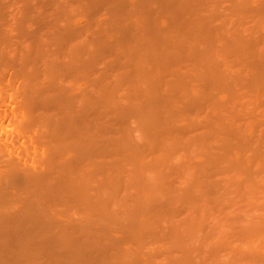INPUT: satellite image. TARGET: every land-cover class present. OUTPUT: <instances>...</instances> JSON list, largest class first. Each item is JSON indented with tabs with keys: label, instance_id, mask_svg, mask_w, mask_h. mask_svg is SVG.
<instances>
[{
	"label": "rangeland",
	"instance_id": "374dc122",
	"mask_svg": "<svg viewBox=\"0 0 264 264\" xmlns=\"http://www.w3.org/2000/svg\"><path fill=\"white\" fill-rule=\"evenodd\" d=\"M101 1V0H100ZM99 1V2H100ZM112 1H115V0H112ZM111 1V2H112ZM118 1V0H117ZM116 1V2H117ZM123 1V2H122ZM122 1H119V3H116V2H113V3H111V4H108L107 5V3H105L106 1H101V2H104V3H102V5L100 4V3H96V4H92V2H90L89 0H0V3L2 2V3H4V4H2L1 3V5H0V52H1V54H0V64L2 65V66H0V85H2V87L4 86V89L5 88H8V87H6L8 84H10L11 86L13 85H16V87L18 86V88H19V86H20V90H23L24 89V93L23 94H26V95H28L29 94V92H31L32 90H34V88L33 87H30L31 88V91L28 89V83L27 82H29L28 81V76H26L27 78H26V80L27 81H25L24 80V78H23V76H24V74H23V72H22V67L24 66L25 67V73H26V75H27V73L29 72L30 73V75H35V73L37 74V73H39L40 74V76H41V73L43 72V71H45L46 72V70L47 69H49V68H47V69H45V70H43L44 69V67L43 66H46V64L44 65V60L43 59H46L45 60V63H47V60H50L51 61V65H52V60L54 61V59H55V61H59L60 63H62V62H65V63H63L64 65L66 64L67 65V61H68V63H70V59L68 58L69 56L70 57H72L71 56V54H73V51L80 45V44H84V47L86 48L87 46H89L90 44H92L91 42H93V43H95V46L97 47L98 46V41H99V37H101V40H104V39H102L103 37H104V35H105V41L107 40L108 42H111V43H108V42H104L105 44H106V46H104V44H103V41L102 42H100V44H99V46H100V48H98V50L96 49V48H94L93 50H90L91 49V46H94L93 44L91 45V46H89L88 47V50H89V54L92 52V51H98V53H99V51H100V53L102 52V54H103V56L101 55V54H99V55H101L102 57H98L99 55H98V53L97 52H95V53H97V56L95 57V53H94V55L91 53V55H92V59H94V61L92 60V66H89L90 67V69L92 68V69H94L93 68V66H95V68L98 66V68H96V71H97V75H95L96 73V71H91V72H94V75H93V73H92V75L95 77L94 78V80H93V77H91L92 75H91V72L89 73L88 72V70L90 71V69H89V67L87 66L86 67V65H88L89 64V62L88 61H91V57L89 56V58H88V52H87V50H86V52H87V57L84 55L85 53L84 52H79V53H83V55L81 56V58H79L80 59V61H79V59L77 60V62H76V60H74V63H76L75 64V66H73L72 65V63H70L71 65H72V67H70L69 65H67V66H65L66 68H64V69H62L63 67H64V65L63 64H61V66H60V68L58 67L59 66V64L57 63V62H55V64H58L57 66L55 65V64H53V66L51 67L52 69H53V67H54V69L52 70L51 69V72L48 70L47 72H50L49 74H47V73H45V72H43L42 73V75H43V77L42 78H40V76H39V78L41 79L40 80V83H42V85L38 88V85H39V82H36V83H38L36 86V88L35 89H40V90H42V92L44 91V88H48L49 90H52V89H54L56 86H60V84H62L61 86L63 87H65V88H72V87H77L76 89L77 90H75V88H72V89H74L75 91L74 92H71L72 94H74V97H75V95L77 94V91L78 90H80V85H82V86H85V85H87L88 87H86V88H81V89H83L84 90V92L83 93H90L92 96H96V97H98L97 96V93H98V95H99V97H98V99H100V94L103 92L104 94H105V92H113L114 93V99H115V103L116 104H119V103H121V105H116L114 102V104H115V106L116 107H114L113 105H111L112 107H114L113 108V110L114 109H117V110H115V112H116V114H115V112H114V114L113 115H110V116H108L109 114H107L106 116H108L107 118H103V114H102V111H101V118H103L104 120L106 119H108L107 121L105 120V123H108L107 125H108V127H106L105 128V125H104V123H103V126H102V124L100 125L98 122H97V124H99L100 125V127L102 126V128H105V129H103L104 131H105V133H106V129L107 128H110V130L113 132L112 134V137H110L111 138V140H109L110 138L108 137H106L108 140H109V144H110V141L112 142L111 144H112V147L114 148L116 145H117V142H118V144L120 145H122V147L121 146H119V148L117 149V147H115L116 149H117V151H119V149H120V147L123 149L124 147V145L122 144L123 143V137L125 138L126 137V135H125V132H124V130L125 129H127V132L128 133H130V136L132 137V140L131 141H133V140H135V141H133V143L132 144H135V146L137 145L138 147H142V150H140V152L142 153V151H144V150H146L147 148H146V145H149L147 142H146V139L148 138L149 139V136L145 139V137H144V135L142 134L143 132H142V130H141V124L140 123H142V125L145 127H147V126H151L150 127V129L151 128H153V126H152V124H154V126H157V122H158V120L156 121V120H154V119H158V118H161V119H163V118H165L166 120H167V118H166V116L169 114V113H171V117H175V118H173V122H174V119H175V121L177 122V124H176V126L173 128L172 127V129H173V132L174 133H172L173 134V136L175 135V137L174 138H177V137H180L181 139L183 138V141L182 142H186L187 143V146H189L188 148H187V146H185L186 147V149H183L182 147L181 148H178V147H176V149L174 148V147H172V143L171 142H169V141H171L170 139H169V137H168V141H165V142H169L170 143V145H171V149L169 148L168 149V147H166L167 148V153L165 154L166 156V158H167V154H169V156L171 157V160L169 159L168 160V158H167V160H166V158L164 157V156H160V152H161V149L159 148V150H160V152H159V158H158V156L156 155L157 154V152H156V150L158 149V147H155V146H158L159 145V143L158 142H156L158 145H155L154 147L152 146V148L155 150V148H156V150H155V152H156V154H155V156H157V158H158V160H156L155 159V161H154V159L151 161L150 160V158H149V156H151V153L152 152H154V151H152L153 149L151 148V147H149V148H151V149H149V152H151L150 153V155H148V153H147V156L144 154V153H142L143 155H145L146 157L145 158H149V162H148V164H150L149 165V167H147L146 166V170H148V169H150L152 166H155V168H157V169H153V167H152V169H153V171L155 172V170H156V173H158V175H160L159 174V170H160V173L163 171V168H164V174H169V175H167V176H169V178H166L167 179V181H168V179H169V181L171 180L172 182L169 184V185H167V183H165V181L163 180V182L167 185V186H165V184H163V186L165 187V188H167L166 190H165V188L164 187H162L161 185L159 186V184H160V182H162V180L161 181H159L158 182V180H159V176L156 174V176H158V179H157V177L155 176V174H153L150 170H148V171H146V173L145 172H143V173H145V174H140L139 176H143V175H145V177H149V179H148V177L147 178H145V177H143V179H140V181H141V183H139L140 185L142 184V188H138V186L137 187H133V185H131V186H129V185H126V186H129V188L127 189V191H129V194H127L126 196H125V193H126V191H125V189L126 188H124L123 186V183L125 184V182L123 181V183H122V185H120L121 184V180H122V177L124 176V175H122V174H125L126 172L125 171H127V173H126V178L125 179H127L128 181L127 182H130L129 181V179H130V176L132 175L133 176V174H131V171H133V170H131V171H129L130 169H131V165H132V162L130 161V163H129V161H128V164H127V166H126V164L125 163H127V162H124V163H122V162H120L119 164H120V166H122L120 169H119V164H118V169L121 171L122 170V172H121V180H120V174H118V173H120V171L118 170V172L117 173H115V176H113L112 174V180H113V182L115 183H113V182H111V183H113V186H116V190H114V193L113 194H115V191L117 192V190H119L118 188H120V186H122V188H120L121 190H119L120 192H119V196L117 197L116 195V199H114V198H111V197H109V198H107L108 196H110V194L108 193V191H107V193L109 194H105V193H103L101 196H99L100 198H101V200H100V198H96L97 196H98V194H97V191H99V189L97 190V188H96V195L94 196V199L91 197V195L89 196L90 197V201L92 200V203L89 201V203H91V206H93V203H94V206L93 207H91V208H93V209H96V210H94V213L91 211V213H93V214H97V215H99L100 216V219L102 218V220L100 221V220H98L99 219V216H98V218H97V220H98V222H96L95 220H93V219H95V217L94 216H92L93 218H92V220L94 221V223H96V224H93L92 222H91V224H93L94 226H91V224L89 225L90 227H91V229L89 228V227H87L88 228V230H87V228H86V231H85V233L83 234V233H81V230H79L80 232L78 233V230L75 232V233H73L72 232V234H71V231H69V233H70V235H69V233H68V236H66L67 234H66V232H65V235H63L62 236V234H61V236H62V238L61 239H63L64 238V236H66V241H63V240H61V239H59L58 237H60V235L56 238V234H55V232L54 231H50V233L52 232L53 234H54V236L53 235H51L50 233V239H47V236L49 235H47V236H45L46 237V239H45V237H44V232H48V230H46V229H44L43 228V230L41 231L40 230V228L38 227V230L37 231H31L32 232V234H31V232H30V230L29 229H27V230H29V232L28 233H25L24 234V232H22L20 229V232H19V230H18V232H16L15 233V235L14 234H9V233H12V231L13 230H15V229H13L11 232H9V231H7V232H9L8 234H9V237H10V235L12 236V237H14L13 239H12V243H16V244H14V245H12L11 243H10V241H11V239H10V241H9V237H5L4 236V234H3V236L1 235V233H3L2 231L0 232V236H2V237H0L1 239H0V250H1V252H0V260L1 259H3V260H1L0 262V264H18V263H20L19 261H21V263L20 264H24L23 263V261H24V259H25V256H26V259H25V263L27 262V261H29V263L27 262L26 264H45V263H49V264H71V262L69 263V262H67V261H65V258L66 259H72L74 262H73V264L74 263H76V264H78V262H79V264H82V261H88V259H89V262H90V258L92 257V253L94 254V256H96L97 255V253H99V256L97 255L96 257H97V261L98 262H100V263H97V261H96V257L94 258V257H92V260H94V261H92V263L94 262H96L97 264H264V81H263V84H256L257 83V81H256V78H255V74H257V71L255 70L256 69V67H255V69L254 70H252V72L253 71H255V74H253L252 72H251V69L254 67V66H256V65H259V64H264L263 63V59H264V0H161L160 2L159 1H157V0H147V3H146V1L144 2L145 4H146V6H143V0H141L140 2H142V3H140L139 2V0H122ZM237 1H238V3H237ZM125 2V3H124ZM154 2V3H153ZM164 2V3H163ZM240 2H241V4H240ZM116 3V4H115ZM138 3V5H136ZM142 5L141 7L142 8H140L142 11H144L145 13H142L140 10L139 11H137L139 8H138V6L140 5V4ZM152 3L154 4V5H152ZM156 3H157V5H156ZM160 3V4H159ZM161 3H163V4H165V3H168V4H166V6L168 7V10H167V7H165V10H164V6L163 7H161V5H163V4H161ZM232 3H234V4H232ZM99 4V5H98ZM107 5V7H103V6H105V5ZM118 4H121V6L120 5H118ZM122 4H125L126 6L125 7H127V5H128V7L130 8L129 10H132V8H134L133 9V12L134 13H132V11H128L127 10V8H125V7H122V6H124V5H122ZM109 5H112V6H109ZM114 5V6H113ZM233 5H235L234 6V8H235V10H234V8H233ZM3 6H4V8H3ZM117 8H116V7ZM120 6V7H119ZM170 6V7H169ZM177 6H182V7H179V8H177ZM122 8V9H124L123 11H122V9H119V8ZM144 7H146V9L150 12V13H155L156 12V10H158L155 14H154V16H153V14H150V13H148V11H145L146 9H144ZM151 7H153V8H151ZM172 7H173V9H172ZM174 7H176V8H174ZM183 7H184V9H183ZM159 8V9H158ZM240 8V9H239ZM244 8V9H243ZM3 9V10H2ZM151 9H152V11H151ZM169 9H170V11H169ZM178 9V10H177ZM242 9V10H241ZM119 10H121L122 12H124V11H128V13L126 14V12L125 13H122L121 11L119 12ZM135 10V11H134ZM155 10V11H154ZM161 10V11H160ZM176 10V11H175ZM180 10V11H179ZM182 10H184L183 12H181ZM185 10H187V11H185ZM191 10H192V12H191ZM2 11V12H1ZM137 11V12H136ZM168 11V12H167ZM174 11H175V13H174ZM180 13H179V12ZM189 11V12H188ZM194 11V12H193ZM141 13L140 14V16H138L139 15V13ZM161 13V14H159V17H158V14L157 13ZM169 13L168 15H166L167 13ZM176 12H178V13H176ZM119 13H121L120 15H119ZM130 13V17H129V14ZM138 15H137V14ZM146 13H147V15H146ZM166 13V14H165ZM173 13H174V15H175V17L173 16ZM193 13V14H192ZM124 14H126L125 16H127L126 18L127 19H125L124 18ZM134 16H133V15ZM144 15V17H142L143 15ZM162 14H165V15H162ZM170 14H172V16L170 15ZM180 14V16H178ZM118 15V16H117ZM122 15V17H120ZM146 15V16H145ZM150 15V16H149ZM152 15V16H151ZM155 15H157V17H155ZM170 15V16H169ZM133 16V17H132ZM161 16V17H160ZM163 16V17H162ZM166 16V19L164 18ZM118 17H120V19L118 20ZM134 17H136V18H134ZM148 17V18H147ZM152 18V19H154V20H152V19H149V18ZM155 17V18H154ZM167 17H169V18H167ZM176 17H178V19H176ZM123 18V19H122ZM131 18V19H130ZM144 18V19H143ZM157 18V22H156V24L155 25H153L154 23H155V19ZM190 18H194V19H190ZM109 19H111V20H109ZM114 19V20H113ZM125 19V22H127V23H125L123 20ZM132 19L133 20H136L137 19V21H133V22H135L134 24L132 23ZM138 19H139V23H136V22H138ZM149 19V20H148ZM159 19H160V21H159ZM109 21V22H107V21ZM116 20V21H115ZM144 20H146V21H144ZM150 20H152V22H153V24L151 25V22H149ZM162 20V21H161ZM175 20H178V22H176ZM191 20V21H190ZM195 20V24L197 23L198 24V26L199 27H202V28H204L205 27V30H207L206 32H208V34H210V33H212V35H208L207 34V37L208 36H212V37H222V36H225V37H228V35L229 34H234V33H239L240 32V34H241V32H242V35H243V38H244V40H245V44L247 43V45L250 47V48H252L253 50H254V48L256 49V50H254V51H256L255 52V55H253L252 53V55H251V57L253 58H250V59H248L247 58V60L244 58V57H242L241 56V54L243 53V51L241 52V54L239 53V52H235L234 50H236L235 48H234V46L233 47H230L229 46V44L227 43V46H226V48L228 49H226L227 51H228V56L229 57H227V55L225 54V55H223L224 54V52L222 53V51L224 50V45H223V47H222V42L221 41H216V44H214V46L216 47V49H219L218 51L219 52H221L220 54H218V55H220V57L221 58H219V57H215L214 59L212 58V55H211V62H213V63H211L212 65H214L216 68H217V66H218V68L219 69H217V70H219L220 71V66H221V69H222V67H223V71H224V73L223 74H221L222 73V71H220L221 73V75H220V77L221 78H219V71H217L216 73H218V77H216V78H213V80L211 79L210 80V83L212 82V84L214 83L215 84V88H214V85L212 86V88H208L207 89V87H210V85H205L206 83V78H208V77H210L208 74H207V72H206V75H205V68H203V69H200V67H198V66H200V65H197V67H198V71L200 70H202L201 71V73H203L202 75H203V78H199L198 80L199 81H197V83H195V84H192L193 82H190V80L192 81L193 79H191V78H196L197 76H199V73H198V75L196 74V72H197V69L195 70V72L193 71L192 73H191V71H187L188 70V65L189 64H186V63H188V62H184V61H187V59H188V61L190 60L188 57H186V60H185V58H184V60L183 59H181L182 57H180V62H178V58H177V54H178V48L180 49L182 46L181 45H183V44H179L178 45V42H177V44H176V41H177V39H179V36L184 32V35H182V36H184L185 37V34H186V39H187V41H188V39L189 38H191V37H187L188 35H195L196 37H197V39L199 40L200 38H199V36H198V34H195L197 31H195L196 30V25L195 24H193V22L192 21H194ZM106 21V22H105ZM115 21L116 22V24H115V22L113 23V22ZM122 21V22H121ZM131 21V22H130ZM173 21H175L174 23H173ZM203 21V22H202ZM113 23V24H111V23ZM117 22H119V23H117ZM121 22V23H120ZM123 22L125 23V25H122L123 24ZM130 22V23H129ZM160 22V23H159ZM190 22V24L192 23L193 24V27L192 28H195V29H193L192 30V28H189V27H187V26H192V24L191 25H189L188 23ZM204 22H206V23H208V25L207 26H205L203 23ZM73 23V24H72ZM107 23V24H106ZM108 23H110V24H108ZM149 23V24H148ZM158 23V24H157ZM173 23V24H172ZM177 23V24H176ZM181 23V24H180ZM205 23V24H206ZM69 25L68 27H70V28H65L64 27V29H63V26L65 25V26H67V25ZM105 24H106V26L107 27H105ZM121 24V25H120ZM126 24H128V25H126ZM130 24V25H129ZM145 24H147V25H145ZM185 24V25H184ZM53 25H57V28H60L59 30H57L58 31V34H55L56 33V31H55V28H56V26H55V28H54V26ZM113 25V28L111 27V26ZM137 25H140V27L139 26H137ZM150 25V26H149ZM174 25H175V27H174ZM179 25H181L182 27H178ZM184 25V26H183ZM195 25V26H194ZM202 25V26H201ZM203 25H204V27H203ZM115 26L117 27V29L115 28ZM120 26H122L121 28H120ZM125 26H127L128 27V29H129V31L128 32H132V29H134L135 31L134 32H136V33H138V35H140L139 36V38H140V40H144V38L146 39V40H144L145 41V43L143 42V40H142V44L144 43V45H140V47H143V49L145 48V46L147 45V43L149 44L150 43V41H152V40H150L151 39V37L153 36V32H152V30H153V26H158V28L159 29H164V31H166L165 33H163L162 31H163V29L161 30V31H159L158 30V32H161L159 35H162V34H164V36H166V37H161V42L160 41H158V42H160V43H162V44H164V43H166V44H164V47H163V45L162 44H158V43H156L155 44V42L154 43H150V45H152L153 46V48L154 49H151L152 48V46H150V51L151 52H153L154 53V51H156L157 50V52H160L159 50H161V48L163 49H165V47H166V45H168L169 47H166V49L167 50H174V54H173V51H171V54H172V56H171V54H169V52L167 51V50H163V51H166V52H164L163 53V51L161 50V53H162V55H166L168 58H170V56H171V58L174 60V62H175V60H176V63H180V67L182 66V68H178V75H177V70H175L176 72H175V74L177 75H175L174 74V72H173V70H171V69H166V70H170L169 72L172 74V72H173V74L171 75L169 72H168V74H166L167 72L165 71V68H164V71L166 72V73H164V74H166V75H164L163 74V72H160V70L159 71H155L154 72V70L153 69H149L148 67V65L147 64H145L144 65V67L145 68H143L142 67V69H140V70H142L141 71V74H140V70L138 71V72H136V74H135V71L133 72V73H131L130 71H128L127 69H122L123 67H125V65H127V60H130L131 58H132V56H135V54H136V52H133L134 50H135V48H136V46H135V48H132V49H129V50H127L128 52H124V53H120L121 54V57H119L118 58V56H119V53H118V55L115 53V52H117V51H115V49H113L112 51L110 50V49H112V47H114L115 48V46H117L118 48H120V46L122 45V43L124 42L123 41V39L121 40V39H118L119 37L120 38H122L121 36V34L123 33V34H125V32H127V31H122V30H124V27ZM142 26H144V27H142ZM146 26H148V27H146ZM79 27H81V28H83V30L81 29V28H79ZM105 27V28H104ZM108 27H110V29H111V31L110 30H106ZM118 27H119V30H118ZM127 27L125 28V30H128L127 29ZM132 27V29H130ZM172 27V30L174 31H172L170 28ZM174 27V28H173ZM184 27H185V29H184ZM207 27V28H206ZM210 27V28H209ZM74 28H76V30L74 29ZM115 28V29H114ZM145 29L144 31L146 32V34H148V35H145L144 34V32H143V29ZM149 28V29H148ZM185 30H183V29ZM186 28H188V29H186ZM209 28V29H208ZM64 30V33H63V31L61 32L60 30ZM72 30V32H73V34H74V32L76 33L77 32V30H78V32L76 33V35L74 34L73 35V38H74V36L77 38V36L80 38L81 36H80V33H81V35L83 34V33H85L83 36L85 37H83V39H86L87 41L86 42H83L84 40H82V38H80V41L78 42V40H76V38L74 39V41L71 39V41H69V42H67L68 40H70L69 38H66L65 40H62V41H60V36H61V33H62V35H64L65 34V32L66 31H68V30ZM109 29V28H108ZM179 29V30H178ZM191 29V30H190ZM199 29H201V28H199ZM213 31H211V30ZM73 30H75V31H73ZM116 30H118V33H119V31L121 32V34L119 33V35H121V36H119L118 35V33H117V31ZM151 30V31H150ZM156 29H154L153 31H155ZM168 30V31H167ZM204 30V29H203ZM59 31L61 32V33H59ZM110 31V32H109ZM115 31V32H114ZM147 31H149V32H147ZM177 31V32H176ZM179 31L181 32L182 31V33H179ZM189 31V33H187V32ZM191 31H193V32H191ZM200 31V30H199ZM211 31V32H210ZM106 32V33H105ZM113 32H114V34H113ZM127 32V33H128ZM133 32V33H134ZM195 32V33H194ZM54 33V34H53ZM107 33H110V34H108V35H106ZM117 34V36L118 37H116V34ZM152 33V34H151ZM173 35L172 37H171V34ZM174 33V34H173ZM192 33V34H191ZM203 33H205V32H203ZM113 36H112V35ZM157 33H155L154 35H156ZM206 34V33H205ZM204 34V35H205ZM217 34V35H216ZM219 34H220V36H219ZM60 35V36H59ZM86 35V36H85ZM114 35H115V37H114ZM126 35V34H125ZM158 35V34H157ZM156 35V36H157ZM168 35H169V37H168ZM174 35H175V38H174ZM55 36V37H54ZM88 36V37H87ZM106 36H108V37H106ZM148 37V39L150 40V41H148L147 40V38L146 37ZM155 36V37H156ZM176 36H177V38H176ZM229 36H233V35H229ZM144 37V38H143ZM155 37L153 36V38L155 39ZM211 37V38H212ZM216 37H215V39H216ZM109 40H108V39ZM115 38V39H114ZM165 38V39H164ZM169 38H173V40L172 39H169ZM68 39V40H67ZM98 39V40H97ZM160 39V38H159ZM158 39V40H159ZM163 39V40H162ZM168 39H169V44H167V42H165L166 40L168 41ZM214 39V40H215ZM94 40H95V42H94ZM100 40V41H101ZM112 40H114L113 41V43H112ZM116 40V41H115ZM119 40V41H118ZM125 40V39H124ZM156 40V39H155ZM173 41L172 42V45H171V42L170 41ZM176 40V41H175ZM192 40H193V38H192ZM73 41V42H72ZM75 41H76V43H75ZM120 42V46H118V42ZM148 41V42H147ZM163 41V42H162ZM190 41H191V39H190ZM200 41V40H199ZM197 42L199 45H195L194 44V46H193V48H194V50L195 51H197V50H199L197 53H202V54H204V53H207L206 51H208L207 50V47H208V45H210V44H208L207 45V43H206V47H205V45H203V44H205L204 42L202 43L201 41L200 42ZM208 41V40H207ZM65 42V43H64ZM68 43V45H66L67 43ZM114 42L116 43L115 44V46H114ZM2 43V44H1ZM61 43V44H60ZM86 43H88L89 45H86ZM141 43V42H140ZM174 43V44H173ZM187 43V42H186ZM191 43H192V41H191ZM196 43V42H195ZM213 43V42H212ZM69 44H72V45H69ZM73 44L76 46V44H77V46H76V48H75V46H74V48H73ZM102 44V45H101ZM111 44H112V47H111ZM157 44H158V47H157ZM188 44V43H187ZM193 44V43H192ZM201 44H202V47H201ZM2 45V46H1ZM54 45V46H53ZM57 45H58V48L56 49L57 51H55L54 49L57 47ZM66 45V46H65ZM178 45V46H177ZM189 45V44H188ZM213 45V44H212ZM63 46V47H62ZM68 46H69V48H68ZM83 46V45H82ZM82 46H79V47H82ZM103 46V47H102ZM108 46H109V48H108ZM149 46H147L148 48H149ZM154 46H156V47H154ZM161 46V47H160ZM171 46H173L172 48H171ZM197 46V47H196ZM204 46V47H203ZM251 46H253V47H251ZM65 47V48H64ZM68 49H67V48ZM79 47L77 48V51H79ZM105 47V48H104ZM111 47V48H110ZM116 47V48H117ZM122 47V46H121ZM132 47H133V45H132ZM146 47V48H147ZM178 47V48H177ZM229 47V48H228ZM5 48V49H4ZM39 49V50H41L40 52H38V53H40V60H39V54L37 53V52H35L34 50H36V49ZM41 48V49H40ZM60 48V49H59ZM83 48V47H82ZM108 49V51L106 50V51H103V49L105 50V49ZM117 48V49H118ZM155 48H156V50H155ZM158 48H160V49H158ZM196 48V49H195ZM199 48V49H198ZM200 48H206V50H204V52H203V49H202V52L200 51L201 49ZM221 48H222V50H221ZM34 49V50H33ZM64 49L66 50V51H64ZM87 49V48H86ZM96 49V50H95ZM100 49V50H99ZM101 49H102V51H101ZM137 49V48H136ZM142 49V48H141ZM142 49V56H144V53L146 52V49H144L143 50ZM176 49H177V51H176ZM233 51H232V50ZM251 49V50H252ZM34 51V53H33V51ZM59 50H60V52H59ZM81 50V49H80ZM82 50H84L85 51V49L83 48ZM119 50L120 49H118V52H119ZM148 50V49H147ZM153 50V51H152ZM212 50L214 51L215 49H213L212 48ZM250 49H249V52L251 51ZM36 51H38V50H36ZM62 51V52H61ZM65 53H64V52ZM136 51V50H135ZM145 51V52H144ZM217 50H215V52H216ZM3 52V53H2ZM26 52L27 53H29V52H31V54H32V56H33V61L32 60H30V57H32V56H30L29 57V60L27 59L28 57H24V55L26 56H28V54H26ZM41 52H43V53H41ZM48 52V53H47ZM57 52H59V53H57ZM113 52L115 53V54H113ZM129 52L131 53H133V55L131 56L130 54H129ZM208 52H210V50L208 51ZM231 52H234L235 54H233V53H231ZM252 52V51H251ZM35 53H37V55L35 54ZM63 53V54H62ZM105 53V54H104ZM135 53V54H134ZM147 53H149L150 54V52H149V50L147 51ZM30 54V53H29ZM35 54V55H34ZM67 54V57L66 56H64V55H66ZM123 54V55H122ZM152 54V53H151ZM168 54V55H167ZM240 54V55H239ZM46 56V58H44L45 56ZM59 55V57H60V55L62 56L63 55V57L64 58H62V57H60V59L58 58L57 59V56ZM127 55H128V57H127ZM238 55V56H237ZM259 56L258 57V59H257V56ZM42 56H43V58H42ZM105 56V57H104ZM181 56H183V55H181ZM254 56H255V58H254ZM84 57V58H83ZM87 58V60L88 61H86V63L87 64H85V60H86V58ZM123 57V58H122ZM175 57V58H174ZM198 57V56H197ZM200 57H201V55H200ZM200 57H198L199 59H200ZM54 58V59H53ZM84 60H83V59ZM126 58V59H125ZM195 58V57H194ZM244 58V59H243ZM35 59V60H34ZM52 59V60H51ZM61 59H62V61H61ZM63 59H68V60H63ZM114 59V60H113ZM121 59V60H120ZM208 59V58H207ZM213 59V60H212ZM223 61H222V60ZM25 60H27V62L25 61ZM39 60V61H38ZM42 60V62H40ZM111 60V61H110ZM220 60V61H219ZM252 60H254V61H252ZM257 60V61H256ZM261 60V61H260ZM50 61H48V63H47V65L50 63ZM79 61V62H78ZM83 63H82V62ZM106 61H107V63H106ZM108 61L109 62H111V64H113V61H115V66H111L110 67V63L108 64ZM118 61V62H117ZM192 61V60H191ZM191 61H190V63H191ZM198 61V60H197ZM195 62V60H193V62L194 63H197V64H199L198 62ZM208 61V60H207ZM252 61V62H251ZM258 61H260V62H258ZM31 63V65H30V63ZM40 62V63H39ZM53 62V63H54ZM81 62V63H80ZM123 62V63H122ZM183 62V65H181V63ZM249 62H250V64H249ZM258 62V63H257ZM24 63H25V65H24ZM43 65H42V64ZM80 63V64H79ZM106 63V64H105ZM126 63V64H125ZM209 63V62H208ZM255 63H256V65H255ZM6 66H5V65ZM34 64V65H33ZM39 64V65H38ZM79 65V66H76V65ZM99 64V65H98ZM108 64V65H107ZM124 64V65H123ZM174 65H175V63H173ZM178 64H176L177 66L176 67H178ZM191 64H193V63H191ZM252 64V65H251ZM28 67H27V66ZM33 65V67L36 65V66H38V67H34L36 70H38V72L33 68V67H30V66H32ZM50 65V64H49ZM48 65V66H49ZM56 67H55V66ZM62 65H63V67H62ZM83 65V67H81ZM109 67V69L112 71L113 70V72L112 73H110V70L108 69V67ZM196 65V64H195ZM220 65V66H219ZM20 66V67H19ZM47 66V67H48ZM69 66V67H68ZM194 65H192L191 67H193ZM43 67V68H42ZM116 67H118V69L116 68ZM121 67V68H120ZM186 67V68H185ZM191 67H189L190 69H191ZM197 67H195V68H197ZM211 67V66H210ZM252 67V68H251ZM22 68V69H21ZM28 70H27V69ZM40 68H42V69H40ZM46 68V67H45ZM55 68H57L58 70H59V72L61 73H58V70L57 69H55ZM67 68H70V69H68V70H66ZM106 68H107V71H106V73H108L109 72V74H111V76L113 75V80H112V78L110 77V75L108 76V74L106 75L105 73H103V72H105V70H106ZM112 68V69H111ZM147 68V69H146ZM212 68V67H211ZM18 69H20V71L21 72H19V70ZM30 69H34L33 70V72L34 73H32L31 72V70ZM98 69V70H97ZM117 70L116 72L120 75V77L118 76V74L114 71V70ZM144 69V70H143ZM177 69V68H176ZM182 71H181V70ZM43 70V71H42ZM54 70H56V71H54ZM62 70V71H61ZM102 70H103V72H102ZM124 70V71H123ZM147 70V71H146ZM192 70V69H191ZM212 70V69H211ZM262 70H264V69H262ZM18 71V72H17ZM53 71H54V73H55V75H52L53 74ZM100 71V72H99ZM149 71L150 72H152L151 74L153 75V76H151V74L149 73ZM187 71V72H186ZM199 71V72H200ZM16 72H17V74L20 76V75H22L21 77H19V76H17V74H16ZM41 72V73H40ZM84 72H86V73H84ZM102 72V73H101ZM123 72V74H121ZM130 72V73H129ZM142 72H145V74H143ZM158 72H159V74H158ZM184 72V74H185V76H183V73ZM209 73H210V71H208ZM6 73V75L4 76V78L6 79H2V77H3V74H5ZM73 73H76V75L75 74H73ZM89 73V74H88ZM99 73V74H98ZM101 73V74H100ZM125 73V74H124ZM146 73L148 74V75H146ZM162 73V74H161ZM187 73H190L189 75L187 74ZM214 73V72H213ZM15 74H16V76H17V78H15L16 76H15ZM38 74V75H39ZM44 74H46V75H44ZM69 74V75H68ZM87 74V75H86ZM104 74V75H103ZM130 74H135V75H137V74H140L142 77H145V76H143V75H146V77H147V80H146V78L145 79H141L140 80V78H141V76H138V78L137 77H135V75L134 76H131ZM154 74H156V75H154ZM180 74H181V76H180ZM192 74V76H190ZM194 74H196V77L194 76ZM258 74H260V73H258ZM10 75H13V76H11V77H9ZM29 75V74H28ZM37 75V76H38ZM50 77H49V76ZM60 75H64L65 77H67V78H65L64 76V78H62ZM66 75H68V76H66ZM107 77H106V76ZM123 75V76H122ZM124 75H125V77H124ZM158 75H160V76H158ZM162 75V76H161ZM167 75H168V77H167ZM201 75V74H200ZM261 75V74H260ZM7 76V77H6ZM45 76V77H44ZM47 76V77H46ZM53 76L54 77H56V80L57 81H61V80H63L64 79V82L63 81H61V82H57L56 80H54L55 78H53ZM58 76H60V77H58ZM71 76H73L74 78H78L79 77V79H75V81H74V78H73V81H71L70 79V77ZM86 76H89V78L88 77H86ZM114 76H116V77H114ZM118 76V77H117ZM128 78H127V77ZM169 76H171V77H169ZM173 76V77H172ZM179 76V77H178ZM226 77V79L224 78L223 79V77ZM259 76V75H258ZM32 77V79H33V77L34 76H31ZM57 77H58V79H57ZM106 77V78H105ZM134 77H135V79H134ZM160 77V78H159ZM162 77V78H161ZM164 77V78H163ZM179 78V79H181L182 80V78H183V80H186L187 82V84L188 83H191L192 85H193V89H191L192 88V85L190 84V87H188V88H190L189 90H188V92L190 93L191 92V94L194 92V96L195 97H192V98H197L196 100L194 99V100H192V98H191V96L192 95H190V96H187L186 94H185V92H186V90H187V88H186V86L187 85H185L184 87L186 88V90H185V92L183 91L182 92V94H176V93H173L172 91H170V86L172 87V85H174L173 83L175 82H177L178 80L176 79V78ZM182 77V78H181ZM191 77V78H190ZM257 77V76H256ZM260 77H262V75L260 76ZM263 77H264V75H263ZM263 77H262V79H263ZM11 78H12V80L14 79V81H15V79H16V81H15V83L13 82V81H11ZM20 78H22L23 80H24V83L26 82V84H24L22 81H21V79ZM36 79H37V77H35ZM39 78L37 79V80H39ZM69 78V79H68ZM86 78L88 79V80H86ZM107 78H109V81H108V79ZM154 78V79H153ZM174 78V79H173ZM185 78V79H184ZM190 78V79H189ZM259 78V77H258ZM30 80H31V78H29ZM35 79V80H36ZM61 79V80H60ZM65 79H67L68 81L70 80L71 82H72V84H73V82H74V84L73 85H75V83H76V85L75 86H72V84H71V82H68V81H65ZM98 79H100V80H98ZM121 79V80H120ZM122 79L124 80V81H122ZM128 80V81H126V80ZM131 79H134V80H136V81H134V80H131ZM150 79H153V80H150ZM162 79V80H161ZM172 79V80H171ZM216 79V80H215ZM234 79V80H233ZM1 80H3V82H4V84H3V82L1 81ZM10 82H9V81ZM36 80V81H37ZM43 80V81H42ZM56 81V83H58V85H56L55 83H54V81ZM120 80V84H121V81H122V83H123V85L121 84V88H122V91H120L119 89H121V88H117V87H115V91L116 92H114V84H113V82L116 84V86H118L119 87V83H118V85H117V82ZM150 80V81H149ZM163 80H164V82H163ZM173 80H177V81H174L173 82ZM182 80V81H183ZM260 80V79H259ZM42 81V82H41ZM87 81H90V82H87ZM93 81V82H92ZM95 81H96V83L97 82H99L100 84H98V86H99V88L101 87L102 89H99V88H96V87H98V86H96V83H95ZM107 81V82H106ZM132 81H133V83L135 82L136 84H133L132 83ZM139 81H141V82H139ZM148 83H147V82ZM157 81V82H156ZM194 82H196L195 80H193ZM216 81V82H215ZM225 81H228V82H225ZM234 82V84H233V82ZM7 82V83H6ZM19 82H21V83H19ZM30 82H35L34 80L33 81H30ZM29 82V83H30ZM63 82V83H62ZM112 82V84H113V87L112 86H110L111 83ZM126 82L129 84V85H127L126 84ZM144 82H145V84H146V88H143V85H145L144 84ZM160 82V83H159ZM163 82V84L164 83H166L168 86H166V84H164L165 85V87H164V85L163 84H161ZM178 82H180V81H178ZM229 82H232V84H233V88L231 89V90H229L227 87H228V85L230 84ZM2 83V84H1ZM13 83V84H12ZM19 83V84H18ZM60 83V84H59ZM79 83V84H78ZM88 83V84H87ZM95 83V84H94ZM109 85H108V84ZM153 83V84H152ZM171 83V84H170ZM208 83H209V78H208ZM227 83H229V84H227ZM259 83V82H258ZM21 84V85H20ZM53 84V85H52ZM64 84V85H63ZM92 84V85H91ZM139 84H140V87L141 88H143V90H141V88L139 87ZM143 84V85H142ZM185 84V83H184ZM225 84V89H223L224 88V86L223 85ZM23 85L25 86V87H23ZM34 85V86H35ZM52 85V86H51ZM56 85V86H55ZM133 85H134V87H136V89L133 87ZM155 85H157V87H159L158 88V90L160 91H158L156 88V86ZM159 85H162V87H164V90H163V88L161 87V86H159ZM170 85V86H169ZM183 85V84H182ZM181 85V86H182ZM31 86H33L32 84H31ZM54 86V87H53ZM90 86V87H89ZM129 86H132V87H129ZM148 86H150V87H148ZM155 88V91H154V89L152 88ZM175 87L174 88H177V91H179L178 90V87H176V85H174ZM189 86V85H188ZM196 86V87H195ZM223 86V88H221ZM52 87V88H51ZM62 87L60 88V89H62ZM63 87V88H64ZM79 87V88H78ZM92 87H93V89H92ZM111 87H112V89H111ZM127 87H129V89L127 88ZM139 87V88H138ZM229 87H230V85H229ZM33 88V89H32ZM47 88H46V90H47ZM51 88V89H50ZM57 88H59V87H57ZM170 88V89H169ZM173 88V87H172ZM0 89H1V86H0ZM3 89V88H2ZM9 89V88H8ZM59 89V90H60ZM66 89V90H67ZM96 90V91H93V90ZM117 89V90H116ZM124 89V90H123ZM127 89V90H126ZM134 89V90H133ZM138 89H139V91H141V92H139L138 91ZM149 89V90H148ZM153 91H152V90ZM56 90V88L54 89V91ZM59 90H58V92H59ZM65 90V91H66ZM100 90L102 91L101 93H100ZM136 90V91H135ZM163 90V91H162ZM173 90V89H172ZM193 92H192V91ZM6 89H5V93H6ZM9 91H11V90H9ZM8 91V92H9ZM17 91V94L18 93H20V94H22L21 92H19L18 90H16ZM37 91V90H36ZM65 91H63L62 90V95H59L60 93H58V95L59 96H62V97H65L67 94H66V92ZM71 91V90H70ZM118 91V92H117ZM148 91V92H147ZM153 92V94H152V92ZM176 91V92H177ZM211 93H210V92ZM7 92V93H8ZM14 93V91L12 90L11 92H10V94L11 93ZM34 93H35V91H33ZM41 92V91H40ZM53 92V91H52ZM57 92V91H56ZM68 92H69V90H68ZM134 92V93H133ZM148 95L149 93H151L152 95L150 96H147L145 93ZM170 92H172L173 94H171ZM187 92V93H188ZM6 93V94H7ZM48 93H51V92H49L48 91ZM70 93V92H69ZM70 93V94H71ZM133 93V94H132ZM135 93H140L139 95L141 96H137V99L136 100H138L139 99V101H136V100H132V99H134V94ZM144 95H143V94ZM161 93V94H160ZM168 93H170V94H168ZM178 93V92H177ZM10 94H8V95H4V96H6L5 97V101H4V103L5 102H11L10 100H11V95ZM14 94H16V93H14ZM44 95H45V93H43ZM46 94H47V92H46ZM66 94V95H65ZM69 95V96H73V95ZM102 95V100H104V98H103V96H105V95ZM116 94V95H115ZM117 94L119 95V97L117 96ZM166 95V96H164V95ZM185 94V95H184ZM26 95L24 96V97H26ZM30 96L32 95V94H29ZM39 96V93H35L34 94V97L36 96V97H38ZM41 95V94H40ZM79 96H80V94H78ZM157 95V96H156ZM169 95H171V96H169ZM189 95V94H188ZM8 96V97H7ZM15 96V95H14ZM23 96V95H22ZM21 95L20 96H17V98L18 97H22ZM29 96V97H30ZM42 96V95H41ZM47 96V95H46ZM50 96V95H49ZM52 96V95H51ZM51 96H50V98H51ZM53 96H54V94H53ZM52 96V97H53ZM94 96V97H95ZM153 96H154V98H153ZM160 96V97H159ZM213 96V97H212ZM10 97V98H9ZM16 97V96H15ZM14 97V98H15ZM28 97V96H27ZM55 97V96H54ZM140 97V98H139ZM143 97H144V99H143ZM156 97H159V99L158 98H156ZM161 97H163V98H161ZM9 98V99H8ZM17 98H16V100L15 99H13V101L12 102H14L15 103V101H16V103H17ZM20 98H18V102H19V105H16V106H18V108H19V106H20ZM39 98V97H38ZM120 98V100H118V99ZM122 98V99H121ZM131 98V99H130ZM142 98V100H140ZM146 98H148V99H150V100H147ZM152 98V99H151ZM4 99V98H3ZM7 99V100H6ZM105 99H106V97H105ZM130 99V100H129ZM147 100L148 102H149V104L145 101L144 102V100ZM161 100L162 102H158L157 103V101L158 100ZM163 99H166V100H163ZM15 100V101H14ZM51 100H53V98H51ZM101 100V99H100ZM132 100V101H131ZM155 101V103L153 104V102ZM2 101V100H1ZM0 101V102H1ZM118 101H121V102H118ZM131 101V102H130ZM142 101V102H141ZM12 102L11 103H9V105H8V108L11 110L12 109V106L14 105V104H12ZM101 102V104L104 102V101H100ZM130 102V103H129ZM139 102H141V103H143V105L141 104V103H139ZM151 102V103H150ZM3 103V102H2ZM129 103V104H128ZM145 103V104H144ZM156 103H157V105H156ZM12 106H11V105ZM50 104V103H49ZM100 104V105H101ZM148 104V105H147ZM51 106H53L52 104H50ZM102 105H104V103L102 104ZM127 105H128V110H127ZM145 105H146V107H145ZM149 105H150V108L152 109V111H149ZM154 105V106H153ZM158 105L160 106V108L158 107ZM169 105V106H168ZM11 106V107H10ZM15 106V105H14ZM16 106L14 107V108H16ZM50 106V107H51ZM110 106V109H112V107ZM122 106V107H121ZM144 108H149L148 110H146V109H144ZM163 106V107H162ZM43 106H41L40 108H42ZM47 107H48V111L50 112V108H49V106L47 105ZM104 107H106L107 108V106H104ZM104 107H102V108H104ZM109 107V106H108ZM118 107H120V108H118ZM153 107V108H152ZM159 109H158V108ZM17 108V109H18ZM38 108V107H37ZM36 108V109H37ZM44 108H45V106H44ZM55 107H51V109L53 110ZM125 108V109H124ZM164 108H165V110H164ZM150 109V110H151ZM157 109V110H156ZM161 109V110H160ZM167 109H168V112H167ZM33 110H35V109H33ZM42 110V109H41ZM46 109H44V110H42V112L39 110V113H41V115H42V113H43V111H45ZM57 110H58V108L57 109H55V111L57 112ZM60 110V109H59ZM58 110V111H59ZM97 110H99V109H97ZM107 110H109V108L107 109ZM113 110H111L112 111V113H113ZM126 110V111H125ZM156 110V111H155ZM158 110H160V113H159V111ZM163 110V111H162ZM36 111V110H35ZM34 111V112H35ZM38 111V110H37ZM54 111V110H53ZM61 111H64L63 109H61ZM67 111V110H66ZM65 111V112H66ZM96 111V110H95ZM100 111H98V112H100ZM110 110H109V112L108 113H110L111 112ZM122 111V112H121ZM158 111V112H157ZM167 112V115H165V113ZM47 112V111H46ZM49 112H48V115H49ZM106 112V111H105ZM127 112V113H126ZM153 114H152V113ZM155 112V113H154ZM163 112V113H162ZM31 113V112H30ZM33 113V112H32ZM37 113V112H36ZM52 113V111L50 112V114ZM58 113V112H57ZM62 113V112H61ZM95 114V112L93 111L92 112V114ZM103 113H104V110H103ZM111 113V114H112ZM117 113H118V115H119V117H117V119H116V115H117ZM52 114H55V112L54 113H52ZM121 114V115H120ZM150 114L152 115V117L150 116ZM157 114V115H156ZM39 115V114H38ZM62 115V114H61ZM128 115V116H127ZM162 116V117H160V116ZM173 115V116H172ZM35 116H36V118L38 117H41L40 115L39 116H37L36 114H35ZM43 116V115H42ZM44 116H46V113L44 112ZM43 116V117H44ZM53 116H56V114L55 115H53ZM59 116V115H58ZM94 116H97V115H94ZM94 116L92 115L91 117L92 118H94ZM112 116V117H111ZM121 116V117H120ZM122 116H123V118H122ZM158 116V117H157ZM57 117V116H56ZM55 117V118H56ZM61 117V116H60ZM110 117V118H109ZM114 117H115V120H114ZM124 117H126V118H124ZM168 117L169 118H171L169 115H168ZM45 118V117H44ZM48 118V117H47ZM51 120L52 119H54V118H51V117H49ZM154 118V119H153ZM8 119V118H7ZM6 118H5V120H3V122L1 123V121H0V134L1 133H3V135H4V133H6V132H8V130L10 131V129L13 131V129L12 128H17L16 126H18L19 125V120H17L16 119V121L14 122V121H11L12 120V118H9V120H7ZM19 119V118H18ZM41 119V118H40ZM59 119V118H58ZM121 119H123V120H121ZM138 119H141V121L140 120H138ZM152 119H153V121H152ZM160 119V120H161ZM172 119V118H171ZM170 119V120H171ZM15 120V119H14ZM38 120V119H37ZM42 120H43V118H42ZM41 120V121H42ZM55 120V119H54ZM54 120H53V123H54ZM57 120V119H56ZM104 120H102V119H100V121H103L104 122ZM111 120V121H110ZM119 120V121H118ZM164 120V119H163ZM163 120H161V121H163ZM169 120V119H168ZM18 121V122H17ZM39 121V120H38ZM44 121V120H43ZM42 121V122H43ZM113 121V122H112ZM122 121V122H121ZM124 121V122H123ZM155 121V123H157V124H155V123H153ZM160 121V122H161ZM12 124H11V123ZM166 122V121H165ZM170 121H167V123H169ZM175 122V123H176ZM17 123V124H16ZM37 123V122H36ZM35 123V124H36ZM96 123V122H95ZM111 123H113V125L111 124ZM115 123V124H114ZM164 123V122H163ZM8 124V127L6 126ZM11 126H10V125ZM40 124H42V123H40ZM123 124V125H122ZM160 124V123H159ZM4 126V127H2V126ZM16 125V126H15ZM43 125V124H42ZM42 125L40 126V127H42ZM106 125V126H107ZM117 125H119V127L117 126ZM126 126V127H121V126ZM170 125V124H169ZM168 125V126H169ZM6 126V127H5ZM35 126V125H34ZM38 126V128L37 129H40V127H39V125H36V127ZM111 126V127H110ZM142 126V127H143ZM162 125H159L158 127L160 128ZM173 126V125H172ZM1 127L3 128V130L1 129ZM9 127H12V128H9ZM36 127H34L33 129H35ZM43 127H45L44 125H43ZM117 127V128H116ZM167 127V126H166ZM6 128V129H5ZM121 128H122V130H121ZM125 128V129H124ZM147 128H149V127H147ZM146 128V129H147ZM157 128V127H156ZM155 128V129H156ZM162 128V127H161ZM164 128V127H163ZM162 128V129H163ZM168 128V127H167ZM171 127H169V129H170ZM37 129H35V131L37 130ZM150 129H149V131H150ZM5 130V131H4ZM16 130V129H15ZM31 130H32V128H31ZM109 130V131H110ZM115 130V131H114ZM122 131V132H119V131ZM156 130H158V129H156ZM12 131H10V133L12 132ZM34 131V130H33ZM33 131H31V132H33ZM117 131V132H116ZM126 131V130H125ZM148 131V130H147ZM147 131H145V135H146V132ZM148 131V132H149ZM151 131H152V129H151ZM150 131V132H151ZM154 131V130H153ZM158 131H160V130H158ZM163 131V130H162ZM161 131V132H162ZM170 131H172L171 129H170ZM212 131H213V133H212ZM107 132H108V130H107ZM116 132V133H115ZM121 133V134H119V133ZM160 132V133H161ZM164 132H165V130H164ZM163 132V133H164ZM169 132V131H168ZM167 132V134H170V132L168 133ZM209 132H211V135L210 136H208V133ZM13 133H15L16 134V132L15 131H13ZM12 133V134H13ZM156 134H157V132H155ZM154 133V134H155ZM166 133V132H165ZM12 134L10 135L9 134V132H8V134H6V135H10V136H12ZM104 134V133H103ZM149 134V133H148ZM158 134H159V132H158ZM166 134V135H167ZM2 135V134H1ZM14 135V134H13ZM31 135H33V133L31 134ZM96 135H98V133L96 134ZM107 136H110L109 134H106ZM121 135H122V138H121ZM123 135H125V136H123ZM129 135V134H128ZM162 135V134H161ZM9 136V137H10ZM157 135H155L154 137H156ZM168 136V135H167ZM177 136V137H176ZM37 136H33V138H36ZM103 137H105V135H103ZM114 137V138H113ZM119 137V138H118ZM164 137H165V135H164ZM197 137V139H199L200 137H202L201 139H200V146L201 147H203L204 145H202V142H204L203 144H205V146L204 147H206V148H201L199 145L196 147H194V146H192L193 145V143L194 144H196L194 141H192V145H188V144H190L191 142L190 141H187V138H189V139H191V140H193V139H195ZM206 137H208V138H206ZM121 138V139H120ZM130 138V137H129ZM172 138V137H171ZM144 139V140H143ZM151 139V138H150ZM149 139V140H150ZM28 140V138L27 139H25V146H26V144H28V142L26 143V141ZM34 140V139H33ZM33 140H31L32 142H33ZM37 142L39 141V139H35ZM155 140V139H154ZM154 140L152 141V142H154ZM166 140V139H165ZM176 140V139H175ZM180 140V139H179ZM179 140H177V141H179ZM202 140V141H201ZM29 141V144L32 146V142L30 141V140H28ZM35 141V142H36ZM97 141V143H98V140H96ZM96 141H94V142H96ZM99 141H100V139H99ZM122 141V142H121ZM158 141V140H157ZM162 141V140H161ZM195 141H196V139H195ZM31 142V143H30ZM34 142V145H33V147L32 148H36V146H35V144L37 143H35ZM108 142V141H107ZM114 142H116V143H114ZM144 142H145V144H144ZM160 142V141H159ZM175 142V141H174ZM173 142V143H174ZM180 142V141H179ZM184 142V143H185ZM40 143V142H39ZM38 143V144H39ZM91 143H93V139H92V141H91ZM143 143V144H142ZM183 143V144H184ZM4 144V143H3ZM41 145H38L39 146V149H40V151L38 152L37 150H39L38 148H37V152H34L35 151V148H34V151L31 149V146H30V149L29 150H31V152H32V154L33 155H30V158L32 159V161H36L38 164L42 161V159H43V156L45 155V150H46V148H45V146L43 145V142L42 143H40ZM95 144V143H94ZM94 144L92 145L93 147H94ZM108 144V143H107ZM139 144H140V146H139ZM162 144V143H161ZM160 144V146H162ZM167 144V143H166ZM175 144V143H174ZM199 144V143H198ZM1 145H2V143H1ZM5 145V144H4ZM3 145V146H4ZM10 145V147L9 148H7L6 147V149H5V153L4 154H7L6 156L8 157L9 155L10 156H12V155H14V156H16V154L18 153H20V149H19V152H17L18 151V148H20L21 147V144L18 146V148H17V146H16V144H15V146H13L12 145V148H11V144H9ZM42 145H43V147H42ZM101 145V144H100ZM99 144H98V146H100ZM168 145V144H167ZM166 145V146H167ZM180 145V144H179ZM178 145V146H179ZM182 145V144H181ZM7 146V145H6ZM23 146V145H22ZM96 146V145H95ZM98 146L97 147H95V149L96 148H98ZM165 146V145H164ZM169 146V145H168ZM177 146V145H176ZM16 148V149H14V148ZM111 147V146H110ZM134 147V146H133ZM0 151L1 150H3L2 149V147L0 146ZM21 148H24V147H21ZM109 148V147H108ZM136 148V147H135ZM162 148V147H161ZM178 148V149H177ZM9 149V150H8ZM12 149V150H11ZM45 149V150H44ZM107 149V148H106ZM121 149V150H122ZM162 149H165V148H162ZM204 149V150H203ZM16 150V151H15ZM22 150V149H21ZM24 150V149H23ZM22 150V151H23ZM42 150H43V152H44V154H43V156H42ZM99 150V152H103V151H101L100 149H98ZM98 150H96V151H98ZM105 150V149H104ZM111 150V149H110ZM109 150V151H110ZM185 150V151H184ZM10 151V152H9ZM94 151V150H93ZM95 151V152H96ZM123 151H124V149H123ZM122 151V152H123ZM138 151H139V148H138ZM164 151V150H163ZM165 151V152H166ZM171 151V152H170ZM174 151V152H173ZM2 152V151H1ZM7 152V153H6ZM8 152H9V155H8ZM13 153V152H15V153H13L12 155L10 154V153ZM30 152V151H29ZM48 152V151H47ZM46 152V153H47ZM104 152H108L107 150L106 151H104ZM104 152L102 153V155L104 154ZM115 152V151H114ZM113 152V153H114ZM121 152V153H122ZM164 152V153H165ZM22 153V152H21ZM20 153V154H21ZM24 153V152H23ZM35 153H37V155L35 154ZM97 153V152H96ZM105 153V154H106ZM110 153H112V151H110ZM110 153H108L109 155H111ZM117 153H119V152H117ZM117 153H115V154H117ZM121 153H119V154H121ZM173 153V154H172ZM1 154L2 153H0V156H1ZM30 154V153H29ZM29 154H28V156H29ZM95 154V153H94ZM101 155L102 157H104V158H106L107 157V155L108 154H106V155ZM123 154H125V153H123ZM98 155V154H97ZM100 155V154H99ZM98 155V156H99ZM118 155V154H117ZM152 155H153V153H152ZM2 156H3V154H2ZM23 156H25V153L23 154ZM22 156V157H23ZM93 156V155H92ZM94 156H96V155H94ZM97 156V157H98ZM100 156V157H101ZM112 156H113V154H112ZM115 156V155H114ZM113 156V157H114ZM121 156V155H120ZM123 156V155H122ZM6 157V158H7ZM26 157V156H25ZM34 157H35V159H34ZM36 157H38V159L36 158ZM111 156H109L108 158H110ZM118 157V156H117ZM117 157L115 158V159H117ZM162 157H164L165 159H163L164 160V162L165 163H163L162 164V161L163 160H161V158ZM169 157V158H170ZM26 158H28V157H26ZM26 158H24L25 160H26ZM29 158V159H30ZM92 158V157H91ZM94 158V157H93ZM92 158V159H93ZM99 158V157H98ZM105 159L106 160V162H109V159ZM113 158V159H114ZM123 158V157H122ZM151 158H155L154 156H152ZM31 159L29 160V162H31ZM34 159V160H33ZM95 159V158H94ZM97 159V158H96ZM102 159V158H101ZM100 159V160H101ZM120 159V157L116 160V164L118 163L117 161ZM28 160V159H27ZM38 160V161H37ZM108 160V161H107ZM125 160V159H124ZM126 160H128V159H126ZM40 161V162H39ZM93 162L95 161V160H92ZM104 161V160H103ZM102 161V162H103ZM110 161H113V160H110ZM146 160H144V162H145ZM157 161H159L160 162V164H162L163 166H162V168L161 169H159L158 170V166L160 165H158V162ZM28 161H27V164H28V166H29V163ZM33 163L32 165H37V163ZM96 162H98V161H96ZM99 162H101V161H99ZM105 162V163H106ZM153 164H152V163ZM156 162H157V164H156ZM197 162L198 163H200V162H202L203 163V165H201V168L199 167V164H197ZM92 163V162H91ZM115 163V162H114ZM26 164V165H27ZM92 164H94V163H92ZM95 164H97V163H95ZM94 164V165H95ZM101 164V163H100ZM103 164L104 163H102V165L101 166H103ZM111 164V163H110ZM113 164V163H112ZM116 164H114V166L116 165ZM123 164V165H122ZM124 164H125V167H124ZM131 164V165H130ZM145 164H147V161L145 162ZM152 164V165H151ZM155 164V165H154ZM166 164H167V166H166ZM99 165V164H98ZM105 165H107L108 166V163L107 164H105ZM157 165V166H156ZM188 167H186V166ZM27 166V167H28ZM181 166H182V169H183V167H184V169H183V171L185 170V167L187 168L186 170L187 171H189V169H190V173H192L191 175H192V177L190 176V178H189V176L188 177H186L185 176V174L186 173H188V172H186V171H184V175H183V177L184 178H181V177H179L178 178V176H180L179 175V173L180 172H178L180 169H181ZM199 168H198V167ZM92 167H96V166H92L91 165V168ZM98 167H100V166H98ZM127 167V168H126ZM179 167H180V169H179ZM28 168H30V166L28 167ZM31 168H33V166H31ZM30 168V169H31ZM114 168V167H113ZM125 168V169H124ZM132 168H133V166H132ZM145 168V167H144ZM174 168V169H173ZM96 169V168H95ZM103 168L101 167V169L100 170H102ZM104 169H105V166H104ZM107 170H108V167L106 168ZM105 169V170H106ZM110 169V168H109ZM166 169H167V171H166ZM90 170V167H89V169H86L85 170V168H84V171H88V172H90L89 171ZM99 170V171H100ZM104 170V171H105ZM114 170V169H113ZM96 171H97V169H96ZM95 171V172H96ZM104 171H102V172H104ZM110 171V170H109ZM108 171V172H109ZM144 171H145V169H144ZM149 171L151 172V174L149 173ZM174 171H175V175L177 174L178 176H176L175 177V175H173L174 174ZM182 171V170H181ZM82 172V171H81ZM91 172H92V170H91ZM101 172V171H100ZM99 172V173H100ZM101 172V173H102ZM107 172V171H106ZM116 172V171H115ZM125 172V173H124ZM178 172V173H177ZM98 173V174H99ZM105 173V172H104ZM111 172H109L107 175H109ZM113 173V172H112ZM147 173H149L148 175H147ZM182 173V172H181ZM82 174V173H81ZM86 174H88V173H86ZM91 174V173H90ZM93 174H94V176L91 174V177H89L87 180H89V179H93V181L92 180H90V181H88L91 185H89L88 187H91V188H93V187H99V186H97V185H95V184H92L93 182H97V184H98V180H99V178L98 177H101V175L99 176V175H97L96 173H94V170H93ZM96 174V175H95ZM106 174V173H105ZM119 176H118V175ZM135 174V173H134ZM162 174V173H161ZM84 175V174H83ZM103 175V174H102ZM106 175V177L108 178V176ZM163 175V174H162ZM135 176H137V175H134L132 178H134ZM161 176V175H160ZM172 178H171V177ZM194 176H196L198 179H199V187H196V186H198V185H196V186H194L195 187V192H194V190L192 189V186H191V181H192V179H195V177ZM97 177V178H96ZM105 177V179H107ZM118 177V178H117ZM151 177V178H150ZM162 177V176H161ZM160 177V178H161ZM186 177V178H185ZM83 178V177H82ZM81 178V179H82ZM86 178H87V176H86ZM124 178V177H123ZM141 178V177H140ZM146 180H145V179ZM155 178V179H154ZM163 178H164V176H163ZM171 178V179H170ZM192 178V179H191ZM80 179V180H81ZM95 179V180H94ZM101 179V178H100ZM115 179H118V181H120V182H118V181H115ZM135 179H137V177H135L134 178V181H135ZM151 179V180H150ZM157 179V180H156ZM109 180H111V178L109 179ZM124 180V179H123ZM145 180V181H144ZM147 180H150L149 182L147 181ZM154 180V181H153ZM174 180V181H173ZM191 180V181H190ZM85 181V180H84ZM132 181V180H131ZM138 181V180H137ZM142 181H143V183H142ZM149 183V184H147V182ZM159 183V184H157V182ZM87 182V181H86ZM101 183V186H102V181H100ZM151 182V183H150ZM174 182V183H173ZM79 183V182H78ZM154 183V184H153ZM175 184L174 185V187L176 188V189H174V187H173V184ZM204 183V184H203ZM132 184H134V182L132 183ZM138 184V185H139ZM205 184H206V190H207V185H209L210 187H208V188H211L210 190H211V193H207L206 195H204V196H202V194L199 196L198 195V193L200 192L201 193V191L203 190V189H205ZM80 185V184H79ZM78 185V186H79ZM106 185V184H105ZM108 185V184H107ZM106 185V186H107ZM152 185V186H151ZM156 185V187H153V186H155ZM171 185V187H173V188H169L168 186H170ZM202 185H204V188L202 187ZM80 186H82V185H80ZM84 186V185H83ZM93 186V187H92ZM111 186H112V184L110 185V188H111ZM125 186V187H126ZM134 186H136V184L134 185ZM151 187V191L150 190H148L149 189V187ZM105 187V186H104ZM108 187H109V185H108ZM161 187V188H160ZM189 187V188H188ZM190 187H191V190L192 191H188V196H189V193L190 192H193L194 194L196 193L197 194V196H199V197H201V199H200V201H199V203H197L196 204V209H191L190 208V206H189V209L187 208L188 206V202H186L185 201V199L187 198V194L186 195H184L185 193H186V191L187 190H189L190 189ZM77 188V187H76ZM90 188V189H91ZM99 188H101V187H99ZM132 188V189H131ZM154 188V189H153ZM162 188H163V190H162ZM168 188L170 189V190H168ZM201 188H202V190H201ZM80 189V188H79ZM84 189V188H83ZM87 189V188H86ZM95 189V188H94ZM105 189V188H104ZM108 189V188H107ZM113 189H115V187H113ZM113 189H112V191H113ZM160 189H161V192L163 193V194H161V192H160ZM171 189H173L172 190V196L174 195H176L175 197L173 196V199L171 198V200L169 199L170 197H171V195H169L170 194V192H171ZM185 189H186V191H185ZM77 190H78V188H77ZM80 190H82V189H80ZM142 190V191H141ZM154 190H159V193H157L156 191H154ZM167 190H168V192H167ZM176 190H178V191H176ZM83 191V190H82ZM84 191H85V189H84ZM94 190H92V193H95V191L93 192ZM103 191H105V190H102V192ZM123 191H125V192H123ZM170 191V192H169ZM174 191V192H173ZM185 191V193H183ZM77 192H79V190L77 191ZM81 192V191H80ZM89 192H91V191H88L87 193H89ZM136 194V196H135V194ZM150 192V193H149ZM158 194V195H161V196H155L156 195V193ZM175 192H177V193H175ZM182 192V193H181ZM92 193H90V194H92ZM98 193H100V191L98 192ZM153 193H154V195H153ZM165 193V194H164ZM166 193H169V194H167L166 195ZM174 193V194H173ZM179 193H181V195L179 194ZM199 193V194H200ZM203 193H204V191H203ZM79 194V193H78ZM101 194V193H100ZM117 194V193H116ZM124 195V197H123V199L121 200L120 199V197H122L123 195ZM194 194H192V196H194ZM205 194V193H204ZM76 195V194H75ZM81 195V194H80ZM107 195V196H106ZM151 195H153L154 197H151ZM164 195H165V197H164ZM178 195H180L181 196V198L180 199H178ZM184 195V196H183ZM112 196V195H111ZM127 196H128V199H126L127 198ZM166 196L168 197V198H166ZM185 197V198H183V197ZM190 196H191V194H190ZM68 197V196H67ZM67 197H63V199L64 198H67ZM72 197V196H71ZM70 197V198H71ZM76 197V196H75ZM75 197H74V199H75ZM83 197H85V196H83ZM82 197V198H83ZM138 197H141V199L139 198V200L140 201H138ZM147 197V198H146ZM157 197L158 198H162L163 200H158L157 199ZM177 197V198H176ZM69 198V197H68ZM86 198V200L85 201H87V197H85ZM120 199V201H119V199ZM149 198V199H148ZM150 198H155L154 199V201H152L153 199H151L150 200ZM175 198H176V200L177 201H175ZM194 198V197H193ZM193 198H191L192 200H193ZM198 198V197H197ZM62 199V198H61ZM61 199L60 200H58V202H56L57 204H59V202L61 203ZM62 199V203H64L63 200ZM79 199V198H78ZM77 199V200H78ZM109 201H108V200ZM166 199V200H165ZM189 199V198H188ZM66 200V199H65ZM70 200V199H69ZM68 200V201H69ZM73 200V198H71V201ZM84 200V199H83ZM89 200V199H88ZM114 200V201H113ZM116 200V201H115ZM125 200H127V201H125ZM157 200V201H156ZM174 200V201H173ZM179 200V201H178ZM184 200V201H183ZM194 200H196L195 198H194ZM197 200H199V199H197ZM74 202H75V200H73ZM79 201V200H78ZM78 201H77V205H78V207L80 208H78L77 206H75V204L76 203H74V205L73 206H75V207H73L72 205H68L67 203V200H66V204L69 206H67L68 207V209H67V212L66 213H68V216H69V213H70V221H68L67 220V218H64V220H63V217L62 216H64V215H62V216H60V220H57V219H55L54 221L55 222H57L58 224H65V223H68V222H71V221H73L74 220V222H76V224L78 223H80V217L82 216V214L84 215V212H88V211H84V210H82V209H88L87 208V206L89 205V203L87 204V202H86V204H85V208L84 207H82L83 206V204H81V203H78ZM81 201V200H80ZM133 201H137L138 203H135V202H133ZM162 203H160V202ZM166 203H165V202ZM181 201L183 202V203H185V205H184V207H186V208H184L183 207V203H181ZM82 202H84V201H82ZM118 202V203H117ZM120 202V203H119ZM126 202V203H125ZM140 202H143V204L144 203H148V204H144L145 205V207H142L143 206V204L142 203H140ZM157 202V203H156ZM193 201H189V203H191V204H193L192 203ZM55 203V202H54ZM64 203V204H65ZM108 203V204H107ZM132 203H134V204H132ZM165 203V204H164ZM195 203H196V201H195ZM19 203H15V204H13L14 205V207L13 208H11L12 210L14 209H17V208H19V206H20V204L18 205ZM70 204H72V202L70 203ZM80 204H81V206H80ZM101 204V205H100ZM102 204H104V206H103V209H105L106 207L108 208V209H106L107 210V212L106 213H110V217H111V221L110 220H108L107 219V217H106V220H104L103 219V217H101V210H103L102 209ZM108 206H107V205ZM121 204H124V206H125V208H124V206H122ZM141 204V205H140ZM161 204V205H160ZM63 205V204H62ZM62 205H58V207L59 206H61L62 207ZM136 205V206H135ZM160 205V206H159ZM15 206L17 207V208H15ZM64 206V205H63ZM73 208H72V207ZM130 206L132 207V208H130ZM135 206V207H134ZM139 206H140V208H139ZM158 206V207H157ZM193 205H191V207H192ZM197 206H198V208H197ZM60 207V208H61ZM77 207V208H76ZM95 207V208H94ZM136 208V209H134V208ZM154 207V208H153ZM53 208H54V206H53ZM60 208H58L59 210H60ZM66 208V207H65ZM75 208V209H74ZM142 208V209H141ZM151 208V209H150ZM193 208H195V205L193 206ZM57 209V208H56ZM57 209V210H58ZM63 209V212H64V208H62ZM61 209V210H62ZM130 209V210H129ZM142 211H141V210ZM144 209V210H143ZM53 209L51 208V211H52ZM56 210V211H57ZM82 210V211H81ZM98 210V211H97ZM112 210V211H111ZM131 210H132V212H131ZM136 212H138V213H136ZM191 210V211H190ZM72 211H73V213H72ZM78 211V212H77ZM84 211V212H83ZM109 211V212H108ZM126 211V212H125ZM148 211V212H147ZM54 212V210L52 211V213ZM64 212V213H65ZM75 212H77V213H75ZM79 212L81 213L80 215H79ZM95 212H97V213H95ZM111 212H113V214L111 213ZM131 212V213H130ZM142 212V213H141ZM147 212V213H146ZM58 213V212H57ZM61 213V212H60ZM59 213V214H60ZM71 213H72V216H76V215H79L80 217H79V219H78V216H77V221H76V217L73 219L72 217H71ZM90 213V212H89ZM88 213V214H89ZM132 213L134 214L133 216L134 217H130L129 216V214L132 216ZM54 214V213H53ZM63 214V213H62ZM74 214H76V215H74ZM86 214V213H85ZM126 214H128V216L126 215ZM136 214L138 215V217H135L136 216ZM141 214V215H140ZM55 215V214H54ZM87 215V214H86ZM105 215H107V214H105ZM68 216H66V217H68ZM108 216V215H107ZM54 217V216H53ZM58 217V219H59V216H57ZM62 217V218H61ZM68 217V218H69ZM140 217V218H139ZM143 217H145L144 219V221H143ZM55 218V217H54ZM85 219V215L83 216V217H81V219ZM136 218L138 219V220H136ZM66 219V220H65ZM131 219V220H130ZM134 219V220H133ZM86 220V219H85ZM85 220H83V221H85ZM87 220H89L88 218H87ZM138 221H140L139 223H137ZM143 221V222H142ZM82 222V221H81ZM87 222V221H86ZM101 222H103V223H101ZM57 223H54V224H57ZM110 223V224H109ZM141 224H143V225H141ZM100 225H103L102 227H100ZM108 226V227H106V229H105V226ZM138 225V226H137ZM96 226H97V229H96ZM135 226H137V227H135ZM140 226V227H139ZM41 227H43V226H41ZM143 227V228H142ZM98 228H100V229H98ZM130 228L132 229V230H130ZM136 228H138V230H135ZM140 228H142V229H140ZM25 229V228H24ZM79 229V228H78ZM102 229V230H101ZM125 229H129V231L130 232H128L127 230L125 231ZM40 230V231H39ZM15 231H17V229L15 230ZM14 231V232H15ZM82 231H83V229H82ZM88 231V232H87ZM94 231V232H93ZM95 231H97V232H95ZM101 231V232H100ZM140 231V232H139ZM7 232L5 233V234H7ZM26 232V231H25ZM124 232V233H123ZM126 232H128V233H126ZM136 232V234H134V233ZM21 233H23V235L21 234ZM77 233V234H76ZM88 233V238H87V236L85 235V234H87ZM91 235H90V234ZM97 233H98V235H97ZM126 233V234H125ZM132 233L134 234V235H132ZM21 234V235H20ZM74 234L76 235L75 237H74ZM95 234V235H94ZM18 235H19V238H18ZM26 235V236H25ZM37 235H39V236H37ZM42 235V236H41ZM72 235H73V237H72ZM92 236V239H94L93 237L95 236L96 237V235H97V239L95 238L94 240H92V239H89V237L90 236ZM8 236V235H7ZM21 236H22V238H21ZM24 236V237H23ZM28 236V237H27ZM80 236H82V238L80 237ZM101 236V237H100ZM105 236V237H104ZM130 236H133V237H130ZM138 236V237H137ZM26 237V238H25ZM35 237L37 238L38 237V239H35ZM40 237V238H39ZM44 237V238H43ZM48 237V238H49ZM56 238V241H60V242H56L55 241V239L54 238ZM71 237H72V239H71ZM77 237V238H76ZM99 237V238H98ZM4 238V239H3ZM15 238L17 239V240H15ZM24 238V239H23ZM53 238V239H52ZM76 238V239H75ZM89 239V240H87V239ZM137 238H138V241H137ZM6 239H8V240H6ZM31 239V240H30ZM35 239V240H34ZM43 241H45V246H47L48 247V245H47V243L49 244V246L50 247H48V249H43V248H46V247H43V244H44V242H42L41 240ZM68 239V240H67ZM83 239H86L85 240V242L87 243L86 245L84 244V243H82V240ZM99 239V240H98ZM100 239H101V241L104 243V241H103V239H105V243L102 245V243L100 242V244L98 243L99 241H100ZM133 239H135V240H133ZM4 240V241H3ZM9 241V243H8V245H7V242L6 241ZM13 240L15 241V242H13ZM23 240V241H22ZM30 240V241H29ZM40 240V241H39ZM54 240V242H53V249H55L56 250V246H62V247H60L62 250H63V253H61L62 252V250L59 248V246H58V251L56 250V256H57V253H60L59 255H61V259L63 258L64 259V261L62 260V261H60L59 260V257H57V259H56V261L57 260H59V262L57 261V263L55 262V260H54V258L55 257H51V256H49V254L51 253H49V251H52V245L50 244V242L52 243V241ZM74 240H75V242H74ZM93 242H92V241ZM96 240H97V242H96ZM2 241V242H1ZM18 241V242H17ZM20 241H22V244L23 245H21V242ZM28 241V242H27ZM62 241V242H61ZM69 241H71V242H69ZM79 242V244H78V242ZM88 241H90V242H88ZM4 242H6L5 244H6V246L4 245ZM33 242V243H32ZM39 242H41V245H40V247L42 248H40L39 246H36V245H39L40 243ZM64 242V243H63ZM73 242V243H72ZM107 242V243H106ZM19 243H20V245H19ZM35 243V244H34ZM39 243V244H38ZM57 244V245H54V244ZM59 243H62V245L61 244H59ZM66 243V244H65ZM69 243H70V246H69ZM99 245H98V244ZM18 244V245H17ZM25 244H27V245H25ZM67 244H68V246H67ZM75 244H77V245H75ZM80 244H82V248L80 247L81 245ZM83 244H84V246H83ZM88 244H90V246L88 245ZM93 244V245H92ZM106 244V245H105ZM107 244L110 246H108L107 247ZM10 245H12V247L10 246ZM16 245H17V248H16ZM32 245V246H31ZM63 245H64V248H66V247H68V248H66V249H64L63 248ZM75 245V246H74ZM88 245V246H87ZM101 245V246H100ZM105 245V246H104ZM8 246H10V247H8ZM23 246V247H22ZM27 246V247H26ZM29 246V247H28ZM78 248H77V247ZM86 246V247H85ZM94 246H95V248H94ZM101 247L100 249L101 250H99V248L98 247ZM1 247H4L3 248V250L4 251H2V249H1ZM8 249V250H6V248ZM15 247V248H14ZM18 247H20V249L18 248ZM39 248L38 250H37V248ZM70 247H71V249H70ZM89 247H91V249L89 248ZM105 247H107V248H105ZM13 248V249H12ZM23 248V249H22ZM50 248H51V250H50ZM76 248V249H75ZM80 248V249H79ZM85 248H87V249H90V250H87V251H85ZM97 248V249H96ZM17 249V250H16ZM25 249V250H24ZM29 249V250H28ZM40 249H41V251H40ZM12 250H15L14 252H12ZM19 250V251H18ZM46 250V251H45ZM54 250V251H55ZM61 250V251H60ZM67 250V251H66ZM68 250H70V251H68ZM82 250V251H81ZM85 251V253H87V252H89L88 253V256H90V257H88L87 256V254H85L84 255V251ZM96 250V251H95ZM99 250V251H98ZM118 250H120V252L118 251ZM8 251H10V252H8ZM27 251V252H26ZM39 251V252H38ZM72 251V252H71ZM76 251H77V253H76ZM81 253H80V252ZM8 252V253H7ZM12 252V255L10 254ZM64 252L67 254V256L69 255V256H71V257H67L66 256V254H64ZM68 252H69V254H68ZM95 252V253H94ZM28 253V254H27ZM41 253V254H40ZM72 253V254H71ZM105 253H106V255H105ZM5 254H7L6 256H8L10 259H8V257H6L5 256ZM13 254H15L14 255V258H15V256L17 257V260H18V263H15L14 261H17V260H13L14 258H13ZM27 254V255H26ZM45 254V255H44ZM62 254H63V257H62ZM96 254V255H95ZM101 254H103L102 255V257L104 258V259H106V260H104V262H102V260H103V258L101 257ZM18 255V256H17ZM22 255H24V257H20V256H22ZM28 255H29V257H28ZM48 255V256H47ZM58 255V256H59ZM65 255V256H64ZM76 255V256H75ZM2 256V257H1ZM5 256V257H4ZM42 256V257H41ZM45 256L47 257L46 259H45ZM84 257V259H82L83 257ZM86 256H87V258H86ZM13 259H12V258ZM19 257V258H18ZM75 257V258H74ZM82 257V258H81ZM4 258H6V259H4ZM50 258V259H49ZM75 260H74V259ZM108 258L111 260H109L108 261ZM16 259V258H15ZM23 261H22V260ZM37 259V260H36ZM43 259V260H42ZM53 259V261H50V260H52ZM81 259V260H80ZM87 259V260H86ZM98 259H100V260H98ZM8 260V261H7ZM10 260L12 261V262H14V263H12V262H10ZM45 261V262H44ZM76 261V262H75ZM84 261V262H85ZM44 262V263H43ZM55 262V263H54ZM67 262V263H66ZM81 262V263H80ZM111 262V263H110ZM88 263V262H87ZM93 263V264H94ZM95 263V264H96ZM84 264H86V263H84ZM89 264V263H88ZM90 264H91V262H90Z\"/></svg>",
	"mask_w": 264,
	"mask_h": 264
},
{
	"label": "bare ground",
	"instance_id": "6f19581e",
	"mask_svg": "<svg viewBox=\"0 0 264 264\" xmlns=\"http://www.w3.org/2000/svg\"><path fill=\"white\" fill-rule=\"evenodd\" d=\"M90 2H92V4H96V3H100L101 5H102V3H104V2H101V1H103V0H89ZM100 1V2H99ZM104 1H106L105 3H107V5L108 4H111V3H113V2H116L117 0H115V1H112V0H104ZM112 1V2H111ZM119 1H122V0H118L116 3H119ZM128 1V0H127ZM141 0H139V2H140ZM146 1V3H147V0H145ZM144 0L142 1L143 3L145 2ZM157 1H161V0H157ZM165 1V0H164ZM111 2V3H110ZM123 2V1H122ZM142 2H140V3H142ZM162 2V1H161ZM2 3V2H1ZM1 3H0V5H1ZM115 3V4H116ZM125 3V2H124ZM139 3V4H140ZM142 3V4H143ZM154 3V2H153ZM152 3V5H154ZM164 3V2H163ZM163 3H161V4H163ZM237 3H238V1H237ZM2 4H4V3H2ZM160 4V3H159ZM166 4H168V3H165V4H163V5H161V7H163L164 6V10H165V7H167L166 6ZM232 4H234V3H232ZM239 4V3H238ZM240 4H241V2H240ZM99 5V4H98ZM105 5V4H104ZM107 5H105V6H103V7H107ZM118 5H120L121 6V4H118ZM122 5H124V6H122V7H125L126 5L125 4H122ZM136 5H138V3L136 4ZM156 5H157V3H156ZM242 5V4H241ZM109 6H112V5H109ZM114 6V5H113ZM119 6V7H120ZM142 5L140 4L139 6H138V10L137 11H141L142 13H145L144 11H142L140 8H142L141 7ZM143 6H146V4L144 3L143 4ZM158 6V5H157ZM234 6L235 5H233V8H234ZM116 7V6H115ZM118 7V8H119ZM127 7H128V5H127ZM127 7H125V8H127ZM170 7V6H169ZM179 7H182V6H177V8H179ZM1 8V7H0ZM3 8H4V6H3ZM117 8V7H116ZM124 8V9H125ZM151 8H153V7H151ZM174 8H176V7H174ZM119 9H122V8H119ZM124 9H122V11L124 10ZM130 8L128 7L127 8V10L130 12V11H132V13H134L133 12V9L134 8H132V10H129ZM144 9H146V7H144ZM159 9V8H158ZM172 9H173V7H172ZM180 9V8H179ZM183 9H184V7H183ZM240 9V8H239ZM244 9V8H243ZM3 10V9H2ZM167 10H168V7H167ZM178 10V9H177ZM234 10H235V8H234ZM242 10V9H241ZM121 10H119V12H120ZM121 11V12H122ZM128 11H124V12H122V13H125L126 12V14L128 13ZM135 11V10H134ZM136 11V12H137ZM145 11H148L147 9L145 10ZM151 11H152V9H151ZM155 11V10H154ZM158 10H156V12H157ZM161 11V10H160ZM166 11V10H165ZM169 11H170V9H169ZM176 11V10H175ZM175 11H174V13H175ZM180 11V10H179ZM178 11V12H179ZM184 10H182L181 12H183ZM185 11H187V10H185ZM2 12V11H1ZM155 12V13H156ZM168 12V11H167ZM166 12V13H167ZM171 12V11H170ZM178 12H176V13H178ZM189 12V11H188ZM191 12H192V10H191ZM194 12V11H193ZM139 13V12H138ZM148 13H150L149 11H148ZM154 13V12H153ZM153 13H150V14H153ZM154 13V14H155ZM165 13V14H166ZM174 13H173V16L175 17V15H174ZM180 13V12H179ZM121 13H119V15H120ZM126 14H124V18L125 19H127L128 17V15H129V17L131 16L130 15V13L127 15V16H125ZM137 14V13H136ZM140 14L141 13H139V15L138 16H140ZM154 14H153V16H154ZM158 14V17H159V14H161V13H157ZM165 14H162V15H165ZM169 13H167L166 15H168ZM193 14V13H192ZM133 15V14H132ZM135 15V14H134ZM133 15V16H134ZM143 15V14H142ZM146 15H147V13H146ZM145 15V16H146ZM171 16H172V14H170ZM169 15V16H170ZM118 16V15H117ZM132 16V17H133ZM136 16V15H135ZM148 16V15H147ZM150 16V15H149ZM152 16V15H151ZM178 16H180V14L178 15ZM120 17H122V15L120 16ZM120 17H118V20L120 19ZM127 17V18H126ZM142 17H144V15L142 16ZM155 17H157V15H155ZM154 17V18H155ZM157 17V18H158ZM161 17V16H160ZM163 17V16H162ZM134 18H136V17H134ZM148 18V17H147ZM157 18L155 19V23L153 24V22H152V20H154V19H152L151 17L149 18V19H152V20H150L149 22H151V25L153 24V25H155L156 24V20H157ZM165 19H166V16L164 17ZM167 18H169V17H167ZM123 19V18H122ZM125 19L123 20L124 22H125ZM131 19V18H130ZM144 19V18H143ZM148 19V20H149ZM176 19H178V17H176ZM191 20L192 19H194V18H190ZM109 20H111V19H109ZM114 20V19H113ZM190 20V21H191ZM107 21V20H106ZM105 21V22H106ZM116 21V20H115ZM114 21V22H115ZM133 21H137V19L136 20H133L132 19V23L134 24L135 22H133ZM144 21H146V20H144ZM159 21H160V19H159ZM162 21V20H161ZM176 22H178V20H175ZM175 21H173V23L175 22ZM107 22H109V21H107ZM113 22V21H112ZM113 22V23H114ZM122 22V21H121ZM120 22V23H121ZM123 22V24L122 25H125V23H127V22H125L124 23ZM131 22V21H130ZM129 22V23H130ZM147 22V21H146ZM193 22V24H195L194 22H195V20L194 21H192ZM203 22V21H202ZM111 23V22H110ZM110 23H108V24H110ZM113 23H111V24H113ZM117 23H119V22H117ZM136 23H139V19H138V22H136ZM160 23V22H159ZM172 23V24H173ZM206 22H204L203 24L205 25V26H207L208 25V23H206ZM73 24V23H72ZM107 24V23H106ZM106 24H105V27H107L106 26ZM115 24H116V22H115ZM149 24V23H148ZM158 24V23H157ZM177 24V23H176ZM181 24V23H180ZM189 25H191L190 24V22L188 23ZM193 24H192V26L190 27V26H187V27H189V28H192L193 27ZM67 25V24H66ZM70 25V24H69ZM69 25H67V26H63V29H64V27L65 28H70V27H68ZM117 25V24H116ZM121 25V24H120ZM126 25H128V24H126ZM130 25V24H129ZM135 25V24H134ZM145 25H147V24H145ZM185 25V24H184ZM183 25V26H184ZM196 25V30L195 31H197L195 34H198V36H199V40L203 43H205V44H203V45H205V47L208 45V44H210V45H208V47H207V50L209 51L210 50V52H208V51H206L207 53H204V54H202V53H197L199 50H197V51H195L194 50V48H193V46H194V44L195 45H199L197 42L199 41L198 39H197V37L195 36V35H188L187 37H191V38H189L188 39V41H187V39H186V34H185V37L184 36H182V35H184V32L182 33V31L180 32L179 31V33H182L180 36H179V39H177V41H176V44H177V42H178V45L179 44H183V45H181L182 47L179 49L178 47V54L176 55L177 56V60H178V62H180V60L181 59H183L184 60V58H185V60H186V57H188L190 60L188 61V59H187V61H184V62H188V63H186V64H189L188 65V72L189 71H191V73L194 71L195 72V70L197 69V72H196V74L198 75V73H199V76H197L196 77V74H194V76L196 77V78H191V79H193V80H197V81H199L198 79L200 78H203V73H201V71L199 72L198 71V67H200V69H203V68H205V75H206V72H207V74L210 76V77H208L209 78V83H208V78H206L207 80H206V86L207 85H210V87H207V89L209 88H212V86L214 85V88L216 87L215 86V84L213 83L212 84V82L210 83V80L212 79L213 80V78H216V77H218V73H219V78H221L220 77V75L221 74H223L224 73V71H223V67H222V69H221V66H220V71H222V73L219 71V70H217V69H219L218 68V66H217V68L214 66V65H212L211 63H213V62H211V55H212V58L214 59L216 56L217 57H219V58H221L220 57V55H218V54H220L221 52H219L218 50L219 49H216V47L214 46V44H216V41H221L223 44H222V47H223V45H224V50L222 51V53L224 52V54L223 55H227L228 54V49L226 48V46H227V43L229 44V46L230 47H233L234 46V48L236 49V50H234L236 53L237 52H239L240 54H241V52L243 51V53L241 54V56L242 57H244L246 60H247V58L248 59H250V58H252L251 57V55L253 54V55H255V52L256 51H254V50H256L255 48H254V50L252 49V48H250L248 45H247V43L245 44V40H244V38H243V35H242V32H241V34H240V32L239 33H234V34H229V35H233V36H229L228 35V37H225V36H222V37H216V39H215V37H212V36H208L207 37V34H208V32H206L207 30H205V27H204V25H203V27L204 28H202V27H199L198 26V24L196 23L195 24ZM194 25V26H195ZM54 26V28H55V26H56V28H55V31H56V33L55 34H58V31L57 30H59L60 28H57V25H53ZM111 26V25H110ZM137 26H139L140 27V25H137ZM150 26V25H149ZM178 26V25H177ZM180 27H182L181 25H179ZM178 26V27H179ZM202 26V25H201ZM104 27V28H105ZM112 28H113V25L111 26ZM122 26H120V28H121ZM127 26H125L124 27V30H122L123 32L124 31H129V29H128V27H127V29L128 30H125V28H126ZM142 27H144V26H142ZM146 27H148V26H146ZM174 27H175V25H174ZM173 27V28H174ZM79 28H81V27H79ZM109 28V29H108ZM106 30H110L111 31V29H110V27H108ZM115 28L117 29V27L115 26ZM114 28V29H115ZM123 28V27H122ZM121 28V29H122ZM199 28H201V29H199ZM207 28V27H206ZM210 28V27H209ZM208 28V29H209ZM60 30L61 32L63 31V33H64V30ZM75 30H76V28H74ZM82 30H83V28H81ZM130 29H132V27L130 28ZM143 29V28H142ZM149 29V28H148ZM154 29H156L155 31H153ZM163 29V28H162ZM162 29H159L158 28V26H153V30H152V32L155 34V33H157L156 35H154L153 34V36L155 37V39L153 38V36L151 37V39L150 40H152V41H150L149 39H148V37H146L147 38V40L148 41H150V43L152 44V43H154L155 42V44L156 43H160L161 41V37H166V36H164V34H162V35H159L161 32H158V30L159 31H161ZM171 30H172V27L170 28ZM183 29V28H182ZM184 29H185V27H184ZM183 29V30H184ZM186 29H188V28H186ZM193 29H195V28H192V30ZM204 29V30H203ZM68 30V29H67ZM75 30H73V31H75ZM118 30H119V27H118ZM118 30H116L117 31V33H118ZM145 29H143V32H144V34L145 35H148V34H146V32L144 31ZM179 30V29H178ZM191 30V29H190ZM200 30V31H199ZM211 30V29H210ZM59 31V33H61ZM109 31V32H110ZM121 31V32H122ZM135 30L134 29H132V32H125V34H121V32L119 31V33L122 35H119V33H118V35L119 36H121L122 38H118V39H123V43H122V47L120 46V42H116L117 44H118V46H120V48H118L117 46H115V42H114V46H115V48L114 47H112V44H111V47H112V49H110L111 51L113 50V49H115V51H117V52H115L117 55H118V53H119V56H118V58L119 57H121V52L122 53H124V52H128L127 50H129V49H132V48H135V46H136V48H135V50L133 51V52H136V54H135V56H132L133 55V53L131 52H129V54L132 56V58L130 59V60H127V65H125V67H123L122 69H127L128 71H132L131 73H133L134 71H135V74H136V72H138L140 69H142V67L143 68H145L144 67V65L145 64H147L149 67V69L151 68V69H153L154 70V72L155 71H159L160 70V72H163L164 71V68H165V71L167 72H163V74L164 73H166V74H168V72L170 71V70H166L167 68L168 69H171V70H173V72H174V74H175V70H177V75H178V68L180 67L179 65H180V63L178 64V63H176V60H175V62H174V60L171 58V56H172V54H171V51H173V54H174V50H167L166 49V47H169L168 45H166V47H165V49L163 48H161V50L163 51V50H167L168 52H169V54H171V56H170V58H168L166 55L164 56V55H162V53H161V50H159L160 52H157V50H156V48L158 47V44H157V47L156 46H154V47H156L155 48V50L156 51H154V53L153 52H151L150 50L151 49H154L153 48V46L152 45H150V43L148 44L147 43V45L145 46V48L144 49H146V52L144 53V56H142V49H143V47H140V45L142 44V40H140V38H139V36L140 35H138V33H136V32H134ZM151 31V30H150ZM168 31V30H167ZM173 31V30H172ZM185 31V30H184ZM212 31V30H211ZM210 31V32H211ZM77 32H78V30H77ZM76 32V33H77ZM115 32V31H114ZM114 32H113V34H114ZM134 32V33H133ZM147 32H149V31H147ZM163 33H165L166 31H164V29H163V31H162ZM174 32V31H173ZM177 32V31H176ZM187 32V31H186ZM191 32H193V31H191ZM203 32H205V33H203ZM213 32V31H212ZM76 33L74 32V34L76 35ZM79 33V32H78ZM106 33V32H105ZM150 33V32H149ZM187 33H189V31L187 32ZM54 34V33H53ZM73 32H72V30L70 29V30H68V31H66L65 32V34L64 35H62V33H61V36H60V41H62V40H65L66 38H71L73 41H74V39L76 38L75 36H74V38H73ZM85 33H83L82 35H81V33H80V38H82V40H84L83 42H86L87 40L86 39H83V35H84ZM108 34H110V33H107L106 35H108ZM116 34V33H115ZM152 34V33H151ZM171 34V33H170ZM174 34V33H173ZM192 34V33H191ZM205 34V35H204ZM112 35V34H111ZM208 35H212V33H210V34H208ZM217 35V34H216ZM86 36V35H85ZM109 36V35H108ZM108 36H106V37H108ZM113 36V35H112ZM149 36V35H148ZM173 35L171 34V37H172ZM219 36H220V34H219ZM55 37V36H54ZM88 37V36H87ZM114 37H115V35H114ZM116 37H118L117 36V34H116ZM168 37H169V35H168ZM212 37V38H211ZM80 38L77 36V38H76V40H78V42L80 41ZM85 38V37H84ZM109 38V37H108ZM107 38V39H108ZM144 38V37H143ZM160 38V39H159ZM174 38H175V35H174ZM176 38H177V36H176ZM192 38H193V40H192ZM71 39L70 40H68L67 42H69V41H71ZM102 39H104V40H101V37H99V43H98V46H99V44H100V42H102L103 41V44H104V46H106V44L104 43V42H108L107 40L105 41V35H104V37L102 38ZM115 39V38H114ZM159 39V40H158ZM165 39V38H164ZM169 39H172L173 40V38H169ZM169 39H168V41L166 40L165 42H167V44H169L168 42H169ZM190 39H191V41H192V43H191V41H190ZM215 39V40H214ZM98 40V39H97ZM101 40V41H100ZM109 40V39H108ZM144 40H146L145 38H144ZM143 40V42L145 43V41ZM163 40V39H162ZM170 41L171 42V45H172V42L174 41ZM208 40V41H207ZM72 41V42H73ZM113 41L114 40H112V43H113ZM116 41V40H115ZM147 41V42H148ZM158 41H160V42H158ZM199 41V42H200ZM66 42V43H67ZM88 42V41H87ZM94 42H95V40H94ZM141 42V43H140ZM163 42V41H162ZM189 44H187V43ZM196 42V43H195ZM213 42V43H212ZM65 43V42H64ZM75 43H76V41H75ZM94 46H91L92 44H88V43H86V45H89V46H91V49L90 50H93L94 48H96L97 50H98V48H100V46L97 48L96 46H95V43H93V42H91ZM108 43H111V42H108ZM144 43L142 44V45H144ZM206 43H207V45H206ZM2 44V43H1ZM61 44V43H60ZM85 44V43H84ZM84 44L82 43V44H80L79 46H82L84 49H85V51L84 50H82L83 48L82 47H79V51H77V48H76V46H77V44H76V46L73 44V48H74V46H75V50L73 51V54H71V56L72 57H68L69 59H70V63H72V65L73 66H75V64L76 63H74V60H76V62H77V60L79 59V58H81V56L83 55V53L81 54V53H79V52H86V50H87V52H88V58H89V56L91 57V61H88L87 60V52L84 54L86 57V60L84 61L85 62V64H87L86 63V61H88L89 62V64L88 65H86V67L88 66H92V60L94 61V59H92V55H91V53L94 55V53L95 52H97L98 53V51H92L90 54H89V50H88V47L89 46H87L86 48L84 47ZM146 44V43H145ZM160 44H162V43H160ZM164 44H166V43H164ZM164 44H162L163 45V47H164ZM174 44V43H173ZM213 44V45H212ZM66 45H68V43L66 44ZM65 45V46H66ZM69 45H72V44H69ZM102 45V44H101ZM132 45H133V47H132ZM152 46V48L150 49V46ZM170 45V44H169ZM177 45V46H178ZM2 46V45H1ZM54 46V45H53ZM147 46H149V48L147 47ZM180 46V45H179ZM63 47V46H62ZM103 47V46H102ZM107 47V46H106ZM110 47V48H111ZM120 49L119 50V52H118V49ZM147 47V48H146ZM161 47V46H160ZM173 46H171V48H172ZM197 47V46H196ZM201 47H202V44H201ZM204 47V46H203ZM251 47H253V46H251ZM58 48V45H57V47L54 49L55 51H57L56 49ZM65 48V47H64ZM67 48V47H66ZM68 48H69V46H68ZM67 48V49H68ZM71 48V47H70ZM69 48V49H70ZM105 48V47H104ZM108 48H109V46H108ZM142 48V49H141ZM170 48V47H169ZM212 48L213 49H215V50H217L216 52H215V50L213 51L212 50ZM229 48V47H228ZM5 49V48H4ZM41 49V48H40ZM60 49V48H59ZM81 49V50H80ZM95 49V50H96ZM143 49V50H144ZM149 50V52H150V54L149 53H147V51ZM158 49H160V48H158ZM196 49V48H195ZM199 49V48H198ZM201 50V52H202V49H203V52H204V50H206V48H200ZM227 49V50H226ZM249 49L252 51H250L249 52ZM34 50V49H33ZM32 50V51H33ZM36 50H38V51H36ZM36 50H34L35 52H40L41 50H39L38 48L36 49ZM100 50V49H99ZM108 51V49L106 48L105 50L103 49V51ZM221 50H222V48H221ZM232 50V49H231ZM34 51H33V53H34ZM43 51V50H42ZM64 51H66L65 49H64ZM63 51V52H64ZM101 51H102V49H101ZM130 51V50H129ZM153 51V50H152ZM176 51H177V49H176ZM233 51V50H232ZM241 51V52H240ZM59 52H60V50H59ZM59 52H57V53H59ZM62 52V51H61ZM94 52V53H93ZM142 52V53H141ZM164 52H166V51H163V53ZM3 53V52H2ZM30 53V54H29ZM29 53H27L26 52V54H28V56L26 55H24V57H28L27 59L29 60V57L30 56H32V54H31V52H29ZM37 53H35L36 55H37ZM41 53H43V52H41ZM48 53V52H47ZM65 53V52H64ZM97 53H95V57L97 56ZM114 52H113V54H115ZM152 53V54H151ZM221 53V54H222ZM231 53H233V54H235L234 52H231ZM252 53V54H251ZM0 54H1V52H0ZM34 54V55H35ZM39 54V60H40V53H38ZM63 54V53H62ZM99 54H101L102 56H103V54H102V52L100 53V51H99V53H98V55ZM105 54V53H104ZM125 54V53H124ZM176 54V53H175ZM174 54V55H175ZM239 54V55H240ZM251 54V55H250ZM2 55V54H1ZM101 55H99L98 57H102ZM123 55V54H122ZM168 55V54H167ZM181 55H183V56H181ZM200 55H201V57H200ZM38 56V55H37ZM45 56V55H44ZM64 56H66L67 57V54L66 55H64ZM186 56V57H185ZM200 57V59L198 58V57ZM238 56V55H237ZM257 56V55H256ZM1 57V56H0ZM60 57H62V58H64L63 57V55L61 56L60 55ZM60 57H59V55L57 56V59L59 58L60 59ZM105 57V56H104ZM127 57H128V55H127ZM180 57H182L181 59H180ZM195 57V58H194ZM227 57H229L228 55H227ZM258 57L259 56H257V59H258ZM33 56L32 57H30V60H32L33 61ZM42 58H43V56H42ZM44 58H46V56L44 57ZM84 58V57H83ZM82 58V59H83ZM123 58V57H122ZM129 58V57H128ZM175 58V57H174ZM208 58V59H207ZM243 58V59H244ZM254 58H255V56H254ZM54 59V58H53ZM56 59V58H55ZM55 59H54V61H55ZM90 59V58H89ZM126 59V58H125ZM180 59V60H179ZM212 59V60H213ZM216 59V58H215ZM253 59V58H252ZM256 59V58H255ZM35 60V59H34ZM38 60V61H39ZM44 60V65L46 64V66H43L44 67V69L43 70H45V69H47V68H49V69H47L46 70V72L45 71H43V72H45V73H47V74H49L50 72H51V67L53 66V64H55V62H57V61H53L52 59V65H51V61L50 60H47V63H48V61H50V65L48 66L47 65V63H45V60L46 59H43ZM63 60H68V59H63ZM73 60V61H72ZM84 60V59H83ZM114 60V59H113ZM121 60V59H120ZM192 60V61H191ZM193 60H195V62L197 61L199 64H197V63H194L193 62ZM208 60V61H207ZM217 60V59H216ZM222 60V59H221ZM264 60V59H263ZM26 62H27V60H25ZM61 61H62V59H61ZM72 61V62H71ZM79 61H80V59H79ZM78 61V62H79ZM111 61V60H110ZM190 61H191V63H193V64H191L190 63ZM218 61V60H217ZM220 61V60H219ZM223 61V60H222ZM248 61V60H247ZM252 61H254V60H252ZM251 61V62H252ZM257 61V60H256ZM261 61V60H260ZM260 61H258V62H260ZM34 62V61H33ZM40 62H42V60L40 61ZM39 62V63H40ZM54 62V63H53ZM82 62V61H81ZM80 62V63H81ZM118 62V61H117ZM209 62V63H208ZM211 62V63H210ZM257 62V63H258ZM30 63V62H29ZM58 64H59V68H60V66H61V64H63V63H65V62H62V63H60L59 61L57 62ZM70 63H68V61H67V65H69L70 67H72V65L70 64ZM79 63V64H80ZM83 63V62H82ZM106 63H107V61H106ZM105 63V64H106ZM110 63V67L113 65V66H115V61H113V64H111V62H109L108 61V64ZM123 63V62H122ZM173 63H175V65L173 64ZM263 63H264V61H263ZM42 64V63H41ZM58 64H55L56 66L58 65ZM107 64V65H108ZM126 64V63H125ZM176 64H178V67H176L177 65ZM196 64V65H195ZM249 64H250V62H249ZM5 65V64H4ZM24 65H25V63H24ZM30 65H31V63H30ZM34 65V64H33ZM33 65L32 66H30V67H33ZM39 65V64H38ZM43 65V64H42ZM54 65V66H55ZM64 65V64H63ZM63 65H62V67H63ZM66 64L64 65V67L62 68V69H64V68H66L65 66H67ZM99 65V64H98ZM106 65V66H107ZM124 65V64H123ZM181 65H183V62L181 63ZM192 65H194L193 67H191ZM197 65H200V66H198L197 67ZM252 65V64H251ZM255 65H256V63H255ZM0 66H2L1 64H0ZM6 66V65H5ZM27 66V65H26ZM29 66V65H28ZM27 66V67H28ZM48 66V67H47ZM51 66V67H50ZM55 66V67H56ZM68 66V67H69ZM76 66H79L78 64L76 65ZM112 66V67H113ZM146 66V65H145ZM184 66V65H183ZM212 68H211V67ZM20 67V66H19ZM34 67H38V66H34ZM33 67V68H34ZM42 67V68H43ZM46 67V68H45ZM81 67H83V65L81 66ZM108 67V66H107ZM147 67V66H146ZM189 67H191V69L189 68ZM195 67H197V68H195ZM255 67H256V69H255ZM23 68V69H22ZM21 69H22V72H23V74H24V76H23V78H24V80L25 81H27L26 80V76H28L29 78H31V80L28 78V81L30 82V81H35L34 83L33 82H27L29 85L27 86L28 87V89L31 91V88L30 87H33L34 88V90H32L31 92H29V94H32L31 96L28 94V95H26V94H23L24 92V89L23 90H20V86H19V88H18V86L16 87V85H10V84H8L6 87H8V88H5L7 91H6V93L9 91V90H13L14 91V93H16V94H14L13 92L10 94V92L11 91H9L7 94L4 92L5 91V89H4V86L2 87V85H0L1 86V89H0V121H1V123L3 122V120H5V118L7 119V120H9V118H12V120L11 121H16V119L17 120H19V125L18 126H16L17 128H12V127H9V128H12L13 129V131H15L16 132V134L15 133H13V131L10 129V131H12L11 133H10V131L8 130V132H9V134L11 135L12 133L14 134H12V136H10V135H6V134H8V132H6V133H4V135H3V133H1L0 134V146L2 147V149L3 150H1L0 151V153H2L3 154V156H2V154H1V156H0V232L2 231L3 233H1V235L3 236V234H4V236L7 238V237H9V234H14L15 235V233L16 232H18V230L20 229L22 232H24V234L25 233H28L29 232V230H30V232L32 231H37L38 230V227L40 228V230L42 231L43 230V228L44 229H46V230H48V232L46 231V232H44V237L45 236H47L49 233H50V231H54L55 232V234H56V238L60 235V237H58L59 239H61L62 238V236L63 235H65V232H66V236H68V233H69V231H71V234H72V232L73 233H75L77 230H78V233L80 232L79 230H81V233H85V231H86V228L87 227H89L90 229H91V227L89 226L90 224H91V222L93 223V224H96V223H94V221L93 220H95L96 222H98V220H102V218L100 219V216L99 215H97L98 213L97 212H95V213H97V214H93L94 213V210H96V209H93V208H91V207H93L94 206V203H93V206H91V203H92V200L94 199V196L96 195V188H97V190L99 189V191H100V193H98L99 191H97V194H98V196L96 197L97 199L98 198H100L99 196H101L103 193H105V194H110V196H108L107 198H109V197H111V198H114V199H116L120 194H119V190H121L120 188H122V186L124 187V188H126L125 189V191H126V193H125V196L127 195V194H129V191H127V189L129 188V186H131V185H133V187H137L138 186V188L140 187V188H142V184L140 185L139 183H141V181H140V179H143V177H145V175H141V176H139L140 174H145L146 173V171H148V170H152L151 172L153 173V174H155V176H156V174L158 175V173H156V170H155V172L153 171V169L155 168V166H152L153 167V169H152V167L150 168V169H148V170H146L147 168H146V166L147 167H149V165L150 164H148V160H149V158H150V160L152 159H154V161H155V159L157 158V156L159 155V152H160V150H159V148L161 149V152H160V156H166L165 154L167 153V148L166 147H168V149L170 148L171 149V145H170V143L169 142H171L172 143V147H174L175 149H176V147H178V148H183V149H186V147L185 146H187V143L185 142H182L183 141V138L181 139L180 137H177V138H174L175 137V135L173 136V134L172 133H174L173 132V129H172V127L174 128L175 126H176V124H177V122L175 121V117H171V113H169L168 115L172 118H169L168 117V115H167V112H168V109H167V112L165 113V115H167L166 116V118H167V120L165 119V118H163V119H161V118H158V119H154V120H158V124L157 123H155V121L153 122V123H155V124H157V126H154V124H152V126H153V128H151L152 129V131H151V129H150V127L151 126H147V127H149V128H147L146 126L144 127L143 125H142V123H140L141 124V130H142V134L144 135V137H145V139L149 136V139L147 138L146 139V142L149 144V145H146L145 144V142H144V144L146 145V148L149 146V147H151L152 148V146L154 147L155 145H158L156 142H158L159 143V145L158 146H155V147H158V149L156 150V148H155V150H156V152H157V154H156V152H155V150L153 149L152 151H154V152H152L153 153V155H152V153L151 152H149V149H151V148H147L146 150H144V151H142V153H144L146 156H147V153H148V155H150V153H151V156H149V158H145L146 156L145 155H143L141 152H140V150H142V147H138L137 145L135 146V144H132L133 143V141H135V140H133V141H131L132 140V137L130 136V133H128L127 132V129H125L124 130V132H125V135H126V137L124 138L123 137V149H124V151H123V149L121 148L122 147V145L120 144H118V142H117V145L115 146V147H117V149L119 148V146H121L120 147V149H119V151H117V149L114 147H112V140H111V138L110 137H112V131L110 130V128H107L106 129V133H105V131L103 130V129H105L106 127H108V123H105V120L103 119V118H107L108 116H110V115H113L114 114V112H115V110H117V109H114L113 110V108L114 107H116L115 106V97L113 96L114 95V93L113 92H105V94L100 90V96L102 97V95L104 94L105 96H103V98H104V100H102V98L100 97V99H98V97H99V95H98V93H97V96L98 97H96L95 95V97L94 96H92L90 93H83L84 92V90L83 89H81V88H86V87H88L87 85H85V86H82V85H80L79 87H80V90H78L77 91V94L75 95V97H74V94H72L71 92H74L75 90H77L76 88L77 87H72V88H75V90L74 89H72V88H65L64 86V88L61 86L62 84H60V86L58 85V83H56V77H54L53 76V78H55L54 80H56V81H54V83L56 84V85H58V86H56L55 88H56V90L54 91V89H52V90H49L47 87V90H46V88H44V91L42 92V90H40V89H35L37 86V84L38 83H36V82H39V85H38V88L42 85V83H40V78H42L43 77V75H42V73H41V76H40V74L39 73H35V75H30V73L28 72L27 73V75H26V71H25V67L23 66ZM42 68H40V69H42ZM93 68L94 69H90V67H89V69H90V71L88 70V72L90 73L91 71H96V68H98V66L95 68V66H93ZM114 68V67H113ZM117 69H118V67H116ZM121 68V67H120ZM177 68V69H176ZM180 68H182V66L180 67ZM186 68V67H185ZM252 68V67H251ZM27 69V68H26ZM35 69V68H34ZM33 69V70H34ZM53 69H54V67H53ZM52 69V70H53ZM55 69H57V68H55ZM68 69H70V68H67L66 70H68ZM99 69V68H98ZM97 69V70H98ZM108 69H109V67H108ZM112 69V68H111ZM147 69V68H146ZM212 69V70H211ZM258 70L257 71V74H255V71H253L252 72V70ZM262 69H264V64H259V65H256V66H254L252 69H251V72L253 73V74H255V78H256V81H257V83L256 84H263V81H264V77H263V75H264V70H262ZM19 70V72H21L20 71V69H18ZM28 70V69H27ZM31 70V72L32 73H34L33 72V70L32 69H30ZM36 70V69H35ZM39 70V69H38ZM38 70H36L37 72H38ZM50 71V72H47V71ZM58 70V69H57ZM110 70V69H109ZM144 70V69H143ZM181 70V69H180ZM54 71H56V70H54ZM54 71H53V74L52 75H55V73H54ZM62 71V70H61ZM106 71H107V68H106V70H105V72H103V70H102V72L103 73H105L106 75L108 74V76L110 75V77L112 78V80H113V75L111 76V74H109V72L108 73H106ZM115 72L117 71L116 69L114 70ZM124 71V70H123ZM141 71L142 70H140L139 72H140V74H141ZM147 71V70H146ZM182 71V70H181ZM186 71V72H187ZM208 71H210V73L208 72ZM217 71H219L218 73H216ZM18 72V71H17ZM17 72H16V74H17ZM100 72V71H99ZM101 72V73H102ZM113 72V70L111 71L110 70V73H112ZM118 72V71H117ZM116 72V73H117ZM129 72V73H130ZM171 72V71H170ZM169 72V73H170ZM173 72H172V74H173ZM214 72V73H213ZM52 73V72H51ZM58 73H60L59 72V70H58ZM62 73V72H61ZM60 73V74H61ZM84 73H86V72H84ZM88 73V74H89ZM92 73H93V75H94V72H91V75H92ZM96 74L95 75H97V71L95 72ZM100 73V74H101ZM119 73V72H118ZM117 73V74H118ZM143 74H145V72H142ZM149 73L151 74L152 72H150L149 71ZM221 73V74H220ZM258 73H260L261 75H262V77H263V79H262V77H260L261 75L260 74H258ZM16 74H15V76H16ZM29 74V75H28ZM39 74V75H38ZM73 74H75L76 75V73H73ZM99 74V73H98ZM120 74V73H119ZM118 74V76L120 77V75ZM121 74H123V72L121 73ZM125 74V73H124ZM134 74V75H135ZM140 74H137V75H135V77H137L138 78V76H141ZM158 74H159V72H158ZM162 74V73H161ZM166 74H164V75H166ZM171 74V73H170ZM171 74V75H172ZM183 74V76H185V74H184V72L182 73ZM188 75L190 74V73H187ZM193 74V73H192ZM192 74L190 75V76H192ZM201 74V75H200ZM6 75V73L5 74H3V77H2V79L4 80L5 78H4V76ZM38 75V76H37ZM44 75H46V74H44ZM50 75V74H49ZM48 75V76H49ZM69 75V74H68ZM68 75H66V76H68ZM87 75V74H86ZM91 76V77H93V80H94V76ZM104 75V74H103ZM105 75V76H106ZM131 76H134L133 74H130ZM146 75H148L147 73H146ZM146 75H143V76H145V77H142L141 76V78H140V80L142 79H145L146 78V80H147V77H146ZM154 75H156V74H154ZM176 75V74H175ZM176 75V76H177ZM259 75V76H258ZM11 76H13V75H10L9 77H11ZM17 76H19L18 74H17ZM17 76L15 77V78H17ZM22 75H20L19 77H21ZM31 76H34L33 77V79H32V77ZM39 76H40V78H39ZM56 76V75H55ZM62 78H64L62 75H60ZM60 76H58V77H60ZM117 76V77H118ZM123 76V75H122ZM151 76H153L152 74H151ZM158 76H160V75H158ZM162 76V75H161ZM180 76H181V74H180ZM257 76V77H256ZM7 77V76H6ZM14 77V76H13ZM35 77H37V79L39 78V80H37ZM45 77V76H44ZM47 77V76H46ZM50 77V76H49ZM58 77H57V79H58ZM60 77V78H61ZM86 77H88L89 78V76H86ZM107 77V76H106ZM105 77V78H106ZM114 77H116V76H114ZM124 77H125V75H124ZM127 77V76H126ZM135 77H134V79H135ZM167 77H168V75H167ZM169 77H171V76H169ZM173 77V76H172ZM179 77V76H178ZM176 78L178 81H180V82H178L177 80H173V82L174 81H177L176 83L174 82L173 84L174 85H176V87H178V90L179 91H177V88H174L175 86L174 85H172V87L170 86V91H174L173 93H176V94H179L180 92V94H182V92L184 91L185 92V90H186V88H187V90H186V92H185V94L187 95V96H190V95H192L191 96V98L192 97H195L194 95L196 94H194V92L191 94V92L189 93L188 92V90L190 89V88H188V87H190V84L191 83H186L187 81V79L186 80H183V78H182V80L181 79H179V78ZM186 77V76H185ZM223 77V76H222ZM259 77V78H258ZM65 78H67V77H65ZM71 79V81H73V76H71L70 77ZM128 78V77H127ZM160 78V77H159ZM162 78V77H161ZM164 78V77H163ZM189 78V79H190ZM226 79V77H223V79ZM1 79V78H0ZM21 79V81L23 80L22 78H20ZM37 81H36V80ZM69 79V78H68ZM75 79L77 80V79H79V77L78 78H74V81H75ZM90 79V78H89ZM108 79V81H109V78H107ZM134 79H131V80H134ZM154 79V78H153ZM153 79H150V80H153ZM174 79V78H173ZM185 79V78H184ZM217 79V78H216ZM215 79V80H216ZM260 79V80H259ZM3 80H1L2 82H3ZM6 80V79H5ZM4 80V81H5ZM24 80L22 81L23 83H24ZM61 80V79H60ZM68 81L67 79H65V81H68V82H71V81ZM86 80H88L87 78H86ZM98 80H100V79H98ZM121 80V79H120ZM120 80L117 82V85H118V83L120 82ZM126 80V79H125ZM149 80V81H150ZM162 80V79H161ZM172 80V79H171ZM191 81L190 80V82H193L192 84H195V83H197V81L196 82H194V81ZM218 80V79H217ZM234 80V79H233ZM9 81V80H8ZM11 81H13L14 83H15V81H16V79H15V81H14V79L12 80V78H11ZM43 81V80H42ZM41 81V82H42ZM61 81H63L64 82V79L63 80H61ZM61 81H57V82H61ZM122 81H124L123 79H122ZM122 81H121V84L123 85V83H122ZM126 81H128V80H126ZM134 81H136V80H134ZM10 82V81H9ZM62 82V83H63ZM76 82V81H75ZM87 82H90V81H87ZM93 82V81H92ZM107 82V81H106ZM110 82V81H109ZM139 82H141V81H139ZM147 82V81H146ZM157 82V81H156ZM163 82H164V80H163ZM163 82L161 83V84H163ZM216 82V81H215ZM225 82H228V81H225ZM233 82V81H232ZM232 82H229V83H227V84H229L230 85V87H229V85H228V89L229 90H231L234 86H233V84H234V82H233V84H232ZM259 82V83H258ZM7 83V82H6ZM19 83H21V82H19ZM18 83V84H19ZM65 83V82H64ZM91 83V82H90ZM95 83H96V81H95ZM94 83V84H95ZM98 84H100L99 82H97ZM96 83V86H98V84ZM129 83V82H128ZM127 82H126V84L127 85H129ZM132 83H133V81H132ZM148 83V82H147ZM160 83V82H159ZM167 83V82H166ZM166 83H164V84H166ZM185 83V84H184ZM2 84V83H1ZM3 84H4V82H3ZM13 84V83H12ZM24 84H26V82L24 83ZM31 84L33 85V86H31ZM36 84V85H35ZM41 84V85H40ZM71 84H72V82H71ZM73 84H74V82H73ZM72 84V86H75L76 85V83H75V85H73ZM79 84V83H78ZM88 84V83H87ZM108 84V83H107ZM111 85L110 86H112L113 87V84L115 85L113 88H114V92H116L115 91V87H117L118 89L119 88H121L122 86H121V84L119 83V87L118 86H116V84L113 82V84H112V82L110 83ZM133 84H136L135 82L133 83ZM144 84H145V82H144ZM153 84V83H152ZM163 84V85H164ZM171 84V83H170ZM183 84V85H182ZM191 84V85H192ZM21 85V84H20ZM27 85V84H26ZM35 85V86H34ZM53 85V84H52ZM51 85V86H52ZM64 85V84H63ZM92 85V84H91ZM101 85V84H100ZM109 85V84H108ZM143 85V84H142ZM182 85V86H181ZM185 85H187L186 86V88L184 87ZM189 85V86H188ZM223 85V84H222ZM233 87H232V86ZM121 86V87H120ZM156 87H157V85H155ZM159 86H161L162 87V85H159ZM166 86H168L167 84H166ZM223 86H224V88H223ZM221 88H223V89H225V84L223 85ZM23 87H25L24 85H23ZM54 87V86H53ZM57 87H59V88H57ZM62 87V89H60ZM78 87V88H79ZM90 87V86H89ZM112 87H111V89H112ZM129 87H132V86H129ZM129 87H127L128 89H129ZM133 87H134V85H133ZM132 87V88H133ZM137 87V86H136ZM136 87H134L135 89H136ZM139 87H140V84H139ZM138 87V88H139ZM142 87V86H141ZM140 87V88H141ZM147 86H146V84L145 85H143V88H146ZM148 87H150V86H148ZM152 87V86H151ZM164 87H165V85H164ZM164 87H162L163 88V90H164ZM196 87V86H195ZM232 87V88H231ZM3 88V89H2ZM32 88V89H33ZM52 88V87H51ZM50 88V89H51ZM96 88H99V86L98 87H96ZM143 88H141V90H143ZM153 88V87H152ZM158 88L159 87H157L156 89L158 90ZM194 87H193V85H192V88L191 89H193ZM60 89V90H59ZM67 89V90H66ZM92 89H93V87H92ZM99 89H102L101 87L99 88ZM154 89V91H155V88H153ZM173 89V90H172ZM16 90H18L19 92H21L22 94H20V93H18L17 94V91ZM37 90V91H36ZM58 90H59V92H58ZM62 90L63 91H65L66 92V96L65 97H62V96H59V95H62L61 93H62ZM68 90H69V92L73 95V96H69V95H71L69 92H68ZM71 90V91H70ZM117 90V89H116ZM120 91H122V88L121 89H119ZM124 90V89H123ZM127 90V89H126ZM134 90V89H133ZM145 90V89H144ZM143 90V91H144ZM149 90V89H148ZM152 90V89H151ZM162 90V91H163ZM33 91H35V93H39V98L38 97H34V92ZM41 91V92H40ZM48 91L49 92H51V93H48ZM53 91V92H52ZM57 91V92H56ZM93 91H96L95 89L93 90ZM136 91V90H135ZM138 91H139V89H138ZM153 91V90H152ZM151 91V92H152ZM159 91V90H158ZM178 93H177V92ZM190 91V90H189ZM46 92H47V94H46ZM118 92V91H117ZM139 92H141V91H139ZM148 92V91H147ZM160 92V91H159ZM172 92H170L171 94H173ZM188 92V93H187ZM210 92V91H209ZM212 92V91H211ZM210 92V93H211ZM43 93H45V95L43 94ZM58 93H60L59 95H58ZM134 93V92H133ZM132 93V94H133ZM145 93V92H144ZM170 93H168V94H170ZM8 95V94H10L11 95V102L13 101V99H15L16 100V98H17V96H22L21 98L20 97H18V98H20V106H19V108H18V106H16V105H19V102H18V98H17V103H16V101H15V103L14 102H12V104H14L15 106H16V108H14L15 106L13 105H11L12 106V109L10 110L9 108H8V105H9V103H11V102H5L4 103V101H5V97L6 96H4V95ZM42 96H41V95ZM53 94H54V96H53ZM78 94H80V96L78 95ZM140 93H135L134 94V99H132V100H136L137 99V96L139 95ZM143 94V93H142ZM146 94V93H145ZM152 94H153V92H152ZM151 93H149L147 96H151L152 95ZM161 94V93H160ZM184 94V95H185ZM189 94V95H188ZM16 97H15V96ZM26 95V97H24ZM47 95V96H46ZM51 96V98H53V100H51V98H50V96ZM116 95V94H115ZM144 95V94H143ZM154 95V94H153ZM164 95V94H163ZM174 95V94H173ZM28 96V97H27ZM30 96V97H29ZM117 96L119 97V95L117 94ZM140 96V95H139ZM157 96V95H156ZM164 96H166V95H164ZM169 96H171V95H169ZM8 97V96H7ZM15 97V98H14ZM105 97H106V99H105ZM141 97V96H140ZM139 97V98H140ZM160 97V96H159ZM159 97H156V98H158L159 99ZM213 97V96H212ZM4 98V99H3ZM10 98V97H9ZM8 98V99H9ZM153 98H154V96H153ZM161 98H163V97H161ZM118 99V98H117ZM122 99V98H121ZM131 99V98H130ZM129 99V100H130ZM143 99H144V97H143ZM147 100H150V99H148V98H146ZM144 100V102L146 101L148 104H149V102L147 101V100ZM152 99V98H151ZM157 99V100H158ZM195 98H192V100H194ZM197 99V98H196ZM195 99V100H196ZM4 100V101H3ZM7 100V99H6ZM118 100H120V98L118 99ZM131 100V101H132ZM140 100H142V98L140 99ZM163 100H166V99H163ZM100 101H104L103 103H104V105H102L101 104V102ZM130 101V102H131ZM136 101H139V99L138 100H136ZM154 101V100H153ZM162 102L161 100H158L157 101V103L158 102ZM3 102V103H2ZM115 104H114V103ZM118 102H121V101H118ZM129 102V103H130ZM142 102V101H141ZM141 102H139V103H141ZM52 104L53 106H51L50 104ZM128 103V104H129ZM151 103V102H150ZM155 103V101L153 102V104ZM157 103H156V105H157ZM101 104V105H100ZM142 105H143V103H141ZM145 104V103H144ZM147 104V105H148ZM47 105L49 106V108H50V112L52 111V113H54L55 112V114H56V116H53V115H55V114H50V112L48 111L49 109H48V107H47ZM111 105H113L114 107H112ZM117 106L118 105H121V103H119V104H116ZM10 106V107H11ZM41 106H43L42 108H40ZM44 106H45V108H44ZM55 107L53 110L51 109V107ZM104 106H107V108L106 107H104ZM109 106V107H108ZM110 106L112 107V109H110ZM154 106V105H153ZM169 106V105H168ZM38 107V108H37ZM102 107H104V108H102ZM122 107V106H121ZM143 107V106H142ZM145 107H146V105H145ZM158 107L160 108V106L158 105ZM157 107V108H158ZM163 107V106H162ZM18 108V109H17ZM37 108V109H36ZM58 108V110H57V112L55 111V109H57ZM109 108V110L111 111V110H113V113H112V111L110 112V113H108L109 112V110H107ZM118 108H120V107H118ZM127 110H128V105H127ZM144 108V107H143ZM149 108H150V105H149ZM148 108V109H149ZM153 108V107H152ZM158 108V109H159ZM33 109H35V110H33ZM44 110V109H46L45 111H43V113H42V115L44 116V112L46 113V116H42L41 115V113H39V110L42 112V110ZM61 109H63L64 111H61ZM97 109H99V110H97ZM125 109V108H124ZM144 109H146V110H148L147 108H144ZM151 109V108H150ZM149 109V111H152V109L150 110ZM38 110V111H37ZM67 110V111H66ZM96 110V111H95ZM102 111V114H103V118H101V111ZM103 110H104V113H103ZM157 110V109H156ZM155 110V111H156ZM161 110V109H160ZM160 110H158L159 111V113H160ZM164 110H165V108H164ZM35 111V112H34ZM47 111V112H46ZM66 111V112H65ZM95 112V114L93 113L92 114V112ZM98 111H100V112H98ZM106 111V112H105ZM126 111V110H125ZM157 111V112H158ZM163 111V110H162ZM31 112V113H30ZM33 112V113H32ZM37 112V113H36ZM48 112H49V115H48ZM62 112V113H61ZM122 112V111H121ZM112 113V114H111ZM127 113V112H126ZM152 113V112H151ZM155 113V112H154ZM163 113V112H162ZM35 114L37 115V116H41V117H37L36 118V116H35ZM39 114V115H38ZM62 114V115H61ZM107 114H109L108 116H106ZM115 114H116V112H115ZM114 114V115H115ZM153 114V113H152ZM59 115V116H58ZM94 116V115H97V116H94V118H92L91 116ZM121 115V114H120ZM157 115V114H156ZM61 116V117H60ZM128 116V115H127ZM150 116L152 117V115L150 114ZM160 116V115H159ZM173 116V115H172ZM48 117V118H47ZM49 117H51V118H54V119H50ZM56 117V118H55ZM112 117V116H111ZM117 117H119V115H118V113H117V115H116V119H117ZM121 117V116H120ZM158 117V116H157ZM160 117H162V116H160ZM19 118V119H18ZM41 118V119H40ZM42 118H43V120H42ZM59 118V119H58ZM110 118V117H109ZM122 118H123V116H122ZM124 118H126V117H124ZM173 118H175L174 119V122L172 121L173 120ZM15 119V120H14ZM39 121H38V120ZM57 119V120H56ZM100 119H102V120H104V122L103 121H100ZM153 119H152V121H153ZM163 120V121H161V120ZM169 119V120H168ZM171 119V120H170ZM43 122H42V121ZM53 120H54V123H53ZM108 120V119H107ZM106 120V121H107ZM114 120H115V117H114ZM121 120H123V119H121ZM138 120H140L141 121V119H138ZM177 120V119H176ZM111 121V120H110ZM119 121V120H118ZM161 121V122H160ZM166 121V122H165ZM167 121H170L169 123H167ZM18 122V121H17ZM37 122V123H36ZM96 122V123H95ZM97 122L101 125L102 124V126H103V123H104V125H105V128H102V126L100 127V125L99 124H97ZM113 122V121H112ZM122 122V121H121ZM124 122V121H123ZM164 122V123H163ZM176 122V123H175ZM4 123V122H3ZM11 123V122H10ZM13 123V122H12ZM11 123V124H12ZM36 123V124H35ZM40 123H42L45 127H43V125L42 124H40ZM160 123V124H159ZM17 124V123H16ZM112 125H113V123H111ZM115 124V123H114ZM170 124V125H169ZM10 125V124H9ZM35 125V126H34ZM36 125H39V127L42 125V127H40V129H37L38 128V126L36 127ZM123 125V124H122ZM159 125H162L161 127L163 128H159L158 126ZM169 125V126H168ZM173 125V126H172ZM175 125V126H174ZM2 126V125H1ZM7 127H8V124L6 125ZM5 126V127H6ZM11 126V125H10ZM118 127H119V125H117ZM143 126V127H142ZM168 128H167V127ZM2 127H4V126H2ZM1 127V129L3 130V128ZM34 127H36L35 129H37L36 131H35V129H33ZM104 127V126H103ZM111 127V126H110ZM122 128L123 127H126L125 125L124 126H121ZM157 127V128H156ZM169 127H171L170 129L172 130V131H170V129H169ZM31 128H32V130H31ZM117 128V127H116ZM122 128H121V130H122ZM147 128V129H146ZM158 129V130H160V131H158V130H156V129ZM6 129V128H5ZM16 129V130H15ZM149 129H150V131H149ZM34 130V131H33ZM107 130H108V132H107ZM110 130V131H109ZM119 131V132H122V131ZM149 132H148V131ZM154 130V131H153ZM163 130V131H162ZM164 130H165V132H164ZM5 131V130H4ZM31 131H33V132H31ZM115 131V130H114ZM145 131H147L146 132V135H145ZM162 131V132H161ZM170 132V134H167V132ZM117 132V131H116ZM115 132V133H116ZM118 132V133H119ZM155 132H157V134L155 133ZM158 132H159V134H158ZM161 132V133H160ZM164 132V133H163ZM168 132V133H169ZM33 133V135H31ZM98 133V135H96ZM104 133V134H103ZM149 133V134H148ZM155 133V134H154ZM212 133H213V131H212ZM106 134H109L110 136H107ZM119 134H121V133H119ZM129 134V135H128ZM162 134V135H161ZM168 136H167V135ZM103 135H105V137H103ZM125 135H123V136H125ZM148 135V136H147ZM155 135H157L156 137H154ZM164 135H165V137H164ZM211 135V132H209L208 133V136H210ZM10 136V137H9ZM33 136L35 137V136H37L36 138L37 139H39V141L37 142L35 139L36 138H33ZM109 137L110 139L109 140H111L110 141V144H109V140L107 139V138ZM130 137V138H129ZM168 137H169V139L171 140V141H169V142H165V141H168L169 139H168ZM172 137V138H171ZM28 138V140H33V142L31 143L32 144V146L29 144V141L27 140L26 141V143L28 142V144H26V146H25V139H27ZM114 138V137H113ZM119 138V137H118ZM121 138H122V135H121ZM120 138V139H121ZM202 137H200L199 139H197V137L195 138L196 139V141H195V139H193V140H191V139H189V138H187V141H190L191 143L190 144H188V145H192V141H194L196 144H194L193 143V145L192 146H200V139H201ZM206 138H208V137H206ZM92 139H93V143H91V141H92ZM99 139H100V141H99ZM155 139V140H154ZM166 139V140H165ZM176 139V140H175ZM180 139V140H179ZM96 140H98V143H97V141ZM144 140V139H143ZM154 140V142H152ZM158 140V141H157ZM162 140V141H161ZM177 140H179V141H177ZM37 143H36V142ZM94 141H96V142H94ZM108 141V142H107ZM156 141V142H155ZM160 141V142H159ZM175 141V142H174ZM202 141V140H201ZM34 142L36 143L35 144V146H36V148H35V151H34V148H32L33 147V145H34ZM42 143L43 142V145L45 146V148H46V152H45V155L43 156V154H44V152H43V150H42V156H43V159H42V161L38 164L36 161V163H37V165H32L33 163H35L34 161H32V157L30 158V155H33L32 154V152H31V150H29L30 149V146H31V149L34 151V152H39L40 151V149H39V146L38 145H41L40 143ZM122 142V141H121ZM175 144H174V143ZM1 143H2V145H1ZM5 145H4V144ZM39 143V144H38ZM95 143V144H94ZM108 143V144H107ZM114 143H116V142H114ZM163 145H162V144ZM169 145H167V144ZM184 143V144H183ZM199 143V144H198ZM204 142H202V145H204L205 146V144H203ZM9 144H11V148H12V145L13 146H15V144H16V146H17V148H18V146L21 144V147H24V148H21L20 146V148H18V151L17 152H19V149H20V153L18 154H16V156H14V155H12L13 153H15V152H11L10 154L12 155V156H10L9 155V152H8V157L6 156L7 154H4L5 152V149H6V147L7 148H9L10 147V145ZM94 144V147L92 146ZM98 144L100 145V146H98ZM143 144V143H142ZM160 144L162 145V146H160ZM180 144V145H179ZM182 144V145H181ZM4 145V146H3ZM7 145V146H6ZM23 145V146H22ZM43 145H42V147H43ZM96 145V146H95ZM165 145V146H164ZM167 145V146H166ZM177 145V146H176ZM179 145V146H178ZM9 146V147H8ZM15 146V147H16ZM98 146V148H96L95 149V147H97ZM111 146V147H110ZM134 146V147H133ZM139 146H140V144H139ZM201 147V148H206V147ZM109 147V148H108ZM136 147V148H135ZM165 148V149H162V148ZM189 146H187V148H188ZM5 148V149H4ZM14 148V147H13ZM37 148L39 149V150H37ZM107 148V149H106ZM138 148H139V151H138ZM177 148V149H178ZM1 149V148H0ZM14 149H16V148H14ZM23 151H22V150ZM98 149H100L101 151H108L107 153L106 152H104V154L106 153V154H108V153H110V151H112V153H110L111 155H107V157L106 158H104V157H102L103 155H102V153L103 152H99V150ZM105 149V150H104ZM111 149V150H110ZM122 149V150H121ZM9 150V149H8ZM12 150V149H11ZM17 150V149H16ZM15 150V151H16ZM37 150V151H36ZM94 150V151H93ZM96 150H98V151H96ZM110 150V151H109ZM164 150V151H163ZM204 150V149H203ZM30 151V152H29ZM97 153H96V152ZM115 151V152H114ZM123 151V152H122ZM166 151V152H165ZM185 151V150H184ZM25 153V156L26 157H28V158H26L25 156H23V154ZM37 152V153H38ZM114 152V153H113ZM117 152H119V153H121V154H119V153H117ZM165 152V153H164ZM171 152V151H170ZM174 152V151H173ZM7 153V152H6ZM30 153V154H29ZM37 153H35L36 155H37ZM95 153V154H94ZM115 153H117V154H115ZM123 153H125V154H123ZM157 155V156H155V154ZM28 154H29V156H28ZM99 156H98V155ZM105 154V155H106ZM112 154H113V156L116 158L117 156V159L120 157V159L117 161L118 163L116 164V160L117 159H115L113 156H112ZM173 154V153H172ZM93 155V156H92ZM94 155H96V156H94ZM102 155V156H101ZM121 155V156H120ZM123 155V156H122ZM168 156H167V158H168V160L170 159L171 160V155L169 156V154H167ZM23 156V157H22ZM99 158H98V157ZM101 156V157H100ZM109 156H111L110 158H108ZM152 156H154L155 158H151ZM7 157V158H6ZM93 159H92V158ZM123 157V158H122ZM148 157V156H147ZM164 157H162L161 158V160H163V159H165ZM170 157V158H169ZM24 158H26V160L24 159ZM31 159V162H29V160ZM37 159H38V157H36ZM97 158V159H96ZM102 158V159H101ZM109 159V162H106V160L105 159ZM114 158V159H113ZM158 158H159V156H158ZM158 158L156 159V160H158ZM167 158H166V160H167ZM28 159V160H27ZM34 159H35V157H34ZM33 159V160H34ZM101 159V160H100ZM125 159V160H124ZM126 159H128V160H126ZM92 160H95L94 162L92 161ZM104 160V161H103ZM110 160H113V161H110ZM131 161L132 162V165H131V169L129 170V171H131V170H133V171H131V174H133V176L134 175H137V176H135V177H137V179H135V181H134V178H132L133 176L131 175L130 176V179H129V181L130 182H127L128 180L127 179H125L126 178V173H127V171H125L124 173L125 174H122V175H124L123 177H122V180H121V172H122V170L120 171L119 169L122 167V166H120V162H122V163H124V162H127V163H125L126 164V166H127V164H128V161ZM144 160H146L147 161V164H145V162H144ZM151 160V161H152ZM27 161L30 163L29 164V166H30V168H31V166H33V168H28L29 166H28V164H27ZM38 161V160H37ZM96 161H98V162H96ZM99 161H101V162H99ZM103 161V162H102ZM108 161V160H107ZM130 161H129V163H130ZM33 162V163H32ZM97 163V164H92V163ZM106 162V163H105ZM115 162V163H114ZM158 162V165L160 164V162L159 161H157ZM157 162H156V164H157ZM166 162V161H165ZM164 162V160L162 161V164L163 163H165ZM101 163V164H100ZM102 163H104L103 164V166H101L102 165ZM108 163V166L107 165H105V164H107ZM111 163V164H110ZM113 163V164H112ZM150 163V162H149ZM152 163V162H151ZM27 164V165H26ZM99 164V165H98ZM114 164H116L115 166H114ZM118 164H119V169L117 168L118 167ZM125 164H124V167H125ZM153 164V163H152ZM151 164V165H152ZM162 164H160L159 166H158V170L159 169H161L162 168ZM197 164H199V167L201 168V165H203V163L202 162H200V163H198L197 162ZM91 165L92 166H96L95 168L97 169V171H96V169L94 168V167H92L91 168ZM123 165V164H122ZM129 165V164H128ZM155 165V164H154ZM28 166V167H27ZM98 166H100V167H98ZM104 166H105V169L108 167V170L106 169H104ZM132 166H133V168H132ZM157 166V165H156ZM166 166H167V164H166ZM186 166V165H185ZM89 167H90V172H88V171H84V168H85V170L86 169H89ZM101 167L103 168L102 170H100L101 169ZM114 167V168H113ZM145 167V168H144ZM161 167V168H160ZM164 167V166H163ZM187 167V166H186ZM185 167V170L184 171H186V172H188V173H184V171H183V169H184V167H183V169H182V166H181V169H180V167H179V171L178 172H180L179 173V175L180 176H178L177 174L175 175V171H174V174L173 175H175V177L176 176H178V178L179 177H181V178H184L183 177V175L185 174V176L186 177H188L189 175L192 177V173H190L189 171H190V169H189V171H187L186 169L188 168H186ZM198 167V166H197ZM198 167V168H199ZM110 168V169H109ZM123 168V167H122ZM127 168V167H126ZM114 169V170H113ZM125 169V168H124ZM144 169H145V171H144ZM155 169H157V168H155ZM174 169V168H173ZM91 170H92V172H91ZM93 170H94V173H96L97 175H101V177H98L99 178V182H98V184H97V182L95 183V182H93L92 184H95V185H97V186H99V187H101V188H99V187H93V188H91V187H88L89 185H91L88 181H90V180H92L93 181V179L91 178V179H89V180H87L89 177H91V174L94 176V174H93ZM102 172V171H104V172H100V171ZM110 170V171H109ZM118 170L120 171V173H118V174H120V180H121V184L120 185H122V183H123V181L125 182V184L123 183V185L122 186H120V188H118L119 190H117V192L115 191V194H113L114 193V190H116L117 188H116V186H113V180H112V177L113 176H115V173H117L118 172ZM182 170V171H181ZM82 171V172H81ZM96 171V172H95ZM107 171V172H106ZM111 172L109 175H107L109 172ZM116 171V172H115ZM149 171V173L151 174V172ZM166 171H167V169H166ZM100 172V173H99ZM113 172V173H112ZM143 172H145V173H143ZM164 172V168H163V171L160 173V170H159V174L162 176H160V175H158L159 176V180H158V182L159 181H161L162 180V182H160V184L157 182V184H159V186L161 185L162 187H164L163 186V184H165V183H167V185H169L172 181L170 180L169 181V179H168V181H167V179L166 178H169V176H167V175H169V174H164L163 173ZM177 172V173H178ZM182 172V173H181ZM82 173V174H81ZM86 173H88V174H86ZM91 173V174H90ZM99 173V174H98ZM135 173V174H134ZM149 173H147V175L149 174ZM184 173V174H183ZM84 174V175H83ZM95 174V175H96ZM103 174V175H102ZM113 176H112V175ZM117 174V175H118ZM149 174V175H150ZM192 174V175H191ZM106 175L108 176V178L106 177ZM86 176H87V178H86ZM112 176V177H111ZM119 176V175H118ZM158 176H156L157 177V179H158ZM163 176H164V178H163ZM190 176H189V178H190ZM83 177V178H82ZM105 177L107 178V179H105ZM141 177V178H140ZM148 177V176H147ZM147 177H145V178H147ZM161 177V178H160ZM171 177V176H170ZM185 177V178H186ZM195 177V179H192V181H191V186H192V189L194 190V192H195V187L194 186H196V185H198V186H196V187H199V179L196 177V176H194ZM82 178V179H81ZM97 178V177H96ZM101 178V179H100ZM111 178V180H109ZM118 178V177H117ZM144 178V179H145ZM151 178V177H150ZM172 178V177H171ZM170 178V179H171ZM81 179V180H80ZM124 179V180H123ZM148 179H149V177H148ZM155 179V178H154ZM156 179V180H157ZM161 179V180H160ZM166 181H165V180ZM85 180V181H84ZM95 180V179H94ZM132 180V181H131ZM138 180V181H137ZM146 180V179H145ZM144 180V181H145ZM151 180V179H150ZM150 180H147L148 182L150 181ZM163 180L165 181V183L163 182ZM87 181V182H86ZM100 181H102V186H101V182ZM113 182V183H111V182ZM115 181H118V179H115ZM146 181V182H147ZM154 181V180H153ZM174 181V180H173ZM79 182V183H78ZM118 182H120V181H118ZM134 182V184H132ZM147 182V184H149ZM170 182V183H169ZM116 183V182H115ZM114 183V184H115ZM142 183H143V181H142ZM151 183V182H150ZM174 183V182H173ZM172 183V184H173ZM82 185V186H80V185ZM89 184V185H88ZM108 184L109 185V187H108V185L106 186V185ZM112 184V186H111V188H110V185ZM136 184V186H134ZM139 184V185H138ZM154 184V183H153ZM176 184V183H175ZM175 184H173V187H174V185ZM204 184V183H203ZM79 185V186H78ZM84 185V186H83ZM126 185H129V186H126ZM166 184H165V186H167ZM105 186V187H104ZM126 186V187H125ZM152 186V185H151ZM176 186V185H175ZM78 188V190H79V192H77L78 190H77V188ZM113 187H115V189H113ZM149 187V186H148ZM153 187H156V185L155 186H153ZM169 188H173V187H171V185L170 186H168ZM202 187L204 188V185H202ZM208 187H210L209 185H207V190H206V184H205V189H203L202 190V188H201V193L199 194L198 193V195L200 196L201 194H202V196H204V195H206L207 193H211V188H208ZM82 189V190H80V189ZM85 189V191H84V189ZM87 188V189H86ZM91 188V189H90ZM95 188V189H94ZM105 188V189H104ZM108 188V189H107ZM161 188V187H160ZM165 188V187H164ZM168 188V190H170ZM189 188V187H188ZM112 189H113V191H112ZM132 189V188H131ZM151 189V187H149V189L148 190H150ZM154 189V188H153ZM167 188H165V190H166ZM174 189H176L175 187H174ZM92 190H94L95 191V193H92ZM102 190H105V191H103L102 192ZM162 190H163V188H162ZM168 190H167V192H168ZM172 190L173 189H171V192H170V194L169 193H166V195L167 194H169V195H171V197L169 198L170 200H171V198L173 199V196H172ZM81 191V192H80ZM88 191H91V192H89V193H87ZM93 191V192H94ZM107 191H108V193H107ZM125 191H123V192H125ZM142 191V190H141ZM151 191V190H150ZM154 191H156L157 193H159V190L157 191V190H154ZM164 191V190H163ZM176 191H178V190H176ZM185 191H186V189H185ZM185 191L183 192V193H185ZM188 191H192L191 190V187H190V189L189 190H187L186 191V193L184 194V195H186L187 196V198L185 199V201L186 202H188L187 204V208L189 209V206H190V208L191 209H196V204L197 203H199V201H200V199H201V197H199V196H197V194L195 193H193V192H190L189 193V196H188ZM203 191H204V193H203ZM113 192V193H112ZM155 192V193H156ZM160 192H161V189H160ZM174 192V191H173ZM79 193V194H78ZM90 193H92V194H90ZM117 193V194H116ZM134 193V192H133ZM150 193V192H149ZM156 193V195L155 196H157L158 194ZM175 193H177V192H175ZM182 193V192H181ZM181 193H179L180 195H181ZM76 194V195H75ZM81 194V195H80ZM108 194V195H109ZM135 194V193H134ZM161 194H163L162 192H161ZM165 194V193H164ZM174 194V193H173ZM190 194H191V196H190ZM192 194H194V196H192ZM91 195V197L93 198L91 201H90V196ZM94 195V196H93ZM112 195V196H111ZM117 197H116V196ZM123 195V194H122ZM153 195H154V193H153ZM153 195H151V197H154ZM180 195H178L177 197H178V199H180L181 198V196ZM183 195V196H184ZM69 198H68V197ZM72 196V197H71ZM76 196V197H75ZM83 196H85V197H87V201H85L86 200V198L85 197H83ZM107 196V195H106ZM135 196H136V194H135ZM158 196H161V195H158ZM176 196V195H175ZM174 196V197H175ZM182 196V197H183ZM185 196V197H186ZM63 197H67V198H64L63 199ZM73 198V200H75V202L72 200L71 201V198ZM74 197H75V199H74ZM83 197V198H82ZM123 197H124V195L122 196V197H120V199L122 200L123 199ZM164 197H165V195H164ZM169 197V196H168ZM167 196H166V198H168ZM176 197V198H177ZM185 197H183V198H185ZM196 199V200H194V198ZM198 197V198H197ZM64 200L63 202L65 203L66 202V200H67V204L70 206V205H74V203H76L75 204V206H77L78 207V205H77V201H78V203H81V204H83V206L82 207H84L85 206V204H86V202H87V204L89 203V201L91 202V203H89V205L87 206V208L88 209H82V210H86V211H88V212H84V215H85V219L83 218V219H81V217H83L84 215L82 214V216L80 217L79 215L81 214L80 212H79V215H76V214H74V215H76L75 217H76V221L79 219V217H80V223L78 224H76V222H74V220L73 221H71V222H68V223H65V224H58L57 222H55L54 220L55 219H57V220H60V216H62V215H64V216H62L63 217V220H64V218H67V220L68 221H70V213H69V216H68V213H66L67 212V209H68V205L65 203H62V199ZM79 198V199H78ZM139 198L141 199V197H138V201H140L139 200ZM147 198V197H146ZM176 198H175V201H177L176 200ZM189 198V199H188ZM191 198H193V200L191 199ZM61 199V203L59 202V204H57L56 202H58V200H60ZM66 199V200H65ZM70 199V200H69ZM78 199V200H77ZM84 199V200H83ZM89 199V200H88ZM119 199V198H118ZM120 199H119V201H120ZM126 199H128V196H127V198ZM149 199V198H148ZM151 199H153L152 201H154V199L155 198H150V200ZM157 199L159 200L160 198H158L157 197ZM197 199H199V200H197ZM69 200V201H68ZM81 200V201H80ZM100 200H101V198H100ZM108 200V199H107ZM142 200V199H141ZM160 200H163L162 198L160 199ZM166 200V199H165ZM82 201H84V202H82ZM94 201V200H93ZM109 201V200H108ZM114 201V200H113ZM116 201V200H115ZM125 201H127V200H125ZM157 201V200H156ZM174 201V200H173ZM179 201V200H178ZM184 201V200H183ZM189 201H193L192 203L193 204H191V203H189ZM195 201H196V203H195ZM55 202V203H54ZM72 202V204H70ZM95 202V201H94ZM133 202H135V201H133ZM160 202V201H159ZM162 202V201H161ZM160 202V203H161ZM165 202V201H164ZM15 203H19L20 204V206H19V208H17L16 206H15V208H17V209H11V208H13L14 207V205L13 204H15ZM118 203V202H117ZM120 203V202H119ZM126 203V202H125ZM135 203H138L137 201L135 202ZM140 203H142L143 204V202H140ZM157 203V202H156ZM163 203V202H162ZM161 203V204H162ZM166 203V202H165ZM164 203V204H165ZM181 203H183L182 201H181ZM18 204V205H19ZM64 206H63V205ZM81 204H80V206H81ZM86 204V205H87ZM108 204V203H107ZM106 204V205H107ZM132 204H134V203H132ZM145 205L146 204H148V203H144ZM143 204V206L142 207H145V205ZM160 204V205H161ZM58 205H62V207L61 206H59L58 207ZM101 205V204H100ZM122 206H124V204H121ZM141 205V204H140ZM159 205V206H160ZM184 205H185V203H183V207H184ZM191 205H195V208H193V206L191 207ZM53 206H54V208H53ZM68 206V207H67ZM71 206V207H72ZM75 206H73V207H75ZM103 206H104V204H102V209H103ZM108 206V205H107ZM136 206V205H135ZM134 206V207H135ZM61 207V208H60ZM66 207V208H65ZM72 207V208H73ZM76 207V208H77ZM105 207V206H104ZM133 207V208H134ZM158 207V206H157ZM186 207H184V208H186ZM51 208L54 210V214L52 213V211H51ZM58 208H60V210L57 209ZM62 208H64L65 210H64V212H63V209ZM79 208V207H78ZM85 208V207H84ZM95 208V207H94ZM124 208H125V206H124ZM130 208H132L131 206H130ZM139 208H140V206H139ZM154 208V207H153ZM197 208H198V206H197ZM62 209V210H61ZM75 209V208H74ZM80 209V208H79ZM106 209H108L107 207L105 208V209H103V210H101L102 212H101V217H103V219L104 220H106V217H107V219L108 220H110L111 221V217H110V213L108 214V213H106L107 212V210ZM134 209H136V208H134ZM142 209V208H141ZM140 209V210H141ZM151 209V208H150ZM57 210V211H56ZM81 210V211H82ZM130 210V209H129ZM144 210V209H143ZM91 211L93 212V213H91ZM98 211V210H97ZM112 211V210H111ZM135 211V210H134ZM142 211V210H141ZM191 211V210H190ZM58 212V213H57ZM61 212V213H60ZM78 212V211H77ZM77 212H75V213H77ZM90 212V213H89ZM109 212V211H108ZM126 212V211H125ZM131 212H132V210H131ZM130 212V213H131ZM136 212V211H135ZM148 212V211H147ZM146 212V213H147ZM60 213V214H59ZM63 213V214H62ZM72 213H73V211H72ZM72 213H71V217L74 219L75 217L74 216H72ZM87 215H86V214ZM89 213V214H88ZM112 214H113V212H111ZM136 213H138V212H136ZM142 213V212H141ZM78 214V213H77ZM105 214H107V215H105ZM135 214V213H134ZM133 213H132V216L129 214V216L132 218V217H134L133 215H134ZM139 214V213H138ZM94 216L95 217V219H93L92 220V216ZM127 216H128V214H126ZM141 215V214H140ZM55 218H54V217ZM57 216H59V219H58V217ZM66 216H68V217H66ZM77 216H78V219H77ZM98 216H99V219L97 220V218H98ZM61 217V218H62ZM135 217H138V215L136 214V216ZM87 218L89 219V220H87ZM140 218V217H139ZM145 217H143V221L145 220L144 219ZM66 220V219H65ZM83 220H85V221H83ZM131 220V219H130ZM134 220V219H133ZM136 220H138L137 218H136ZM82 221V222H81ZM87 221V222H86ZM142 221V222H143ZM140 221H138L137 223H139ZM54 223H57V224H54ZM90 223V224H89ZM101 223H103V222H101ZM141 223V222H140ZM93 224H91V226H94ZM110 224V223H109ZM141 225H143V224H141ZM41 226H43V227H41ZM103 225H100V227H102ZM105 226V225H104ZM138 226V225H137ZM137 226H135V227H137ZM86 227V228H85ZM106 227H108V226H105V229H106ZM140 227V226H139ZM25 228V229H24ZM79 228V229H78ZM143 228V227H142ZM142 228H140V229H142ZM13 229H17V231H15V230H13ZM27 229H29V230H27ZM37 229V230H36ZM77 229V230H76ZM82 229H83V231H82ZM96 229H97V226H96ZM98 229H100V228H98ZM13 230V231H12ZM20 230H19V232H20ZM39 230V231H40ZM76 230V231H75ZM87 230H88V228H87ZM92 230V229H91ZM102 230V229H101ZM128 231V232H130L129 231V229H125V231ZM130 230H132L131 228H130ZM135 230H138V228H136ZM143 230V229H142ZM7 231H9V232H11L12 231V233H9V232H7ZM15 231V232H14ZM26 231V232H25ZM28 231V232H27ZM89 231V230H88ZM87 231V232H88ZM7 232V234H5ZM32 232H31V234H32ZM94 232V231H93ZM95 232H97V231H95ZM101 232V231H100ZM128 232H126V233H128ZM140 232V231H139ZM9 233V234H8ZM52 233V232H51ZM50 233V234H51ZM63 233V234H62ZM124 233V232H123ZM125 233V234H126ZM134 233V232H133ZM132 233V235H134V234H136V232L133 234ZM22 235H23V233H21ZM20 234V235H21ZM50 234L47 236V239H50ZM61 234H62V236H61ZM77 234V233H76ZM90 234V233H89ZM129 234V233H128ZM8 235V236H7ZM10 235V237L8 238L9 239V241H10V239L12 238H14V237H12ZM51 235H53L54 236V234L52 233ZM69 235H70V233H69ZM86 236H87V238H88V233L87 234H85ZM91 235V234H90ZM89 235V236H90ZM95 235V234H94ZM97 235H98V233H97ZM97 235H96V237L94 236L93 238L95 239H97ZM137 235V234H136ZM2 236H0V237H2ZM3 236V237H4ZM26 236V235H25ZM37 236H39V235H37ZM42 236V235H41ZM66 236H64V238L63 239H61V240H63V241H66L65 239H66ZM76 235L74 234V237H75ZM24 237V236H23ZM28 237V236H27ZM43 237V238H44ZM49 237V238H48ZM55 237V236H54ZM53 237V238H54ZM72 237H73V235H72ZM72 237H71V239H72ZM73 237V238H74ZM81 238H82V236H80ZM101 237V236H100ZM105 237V236H104ZM130 237H133V236H130ZM138 237V236H137ZM18 238H19V235H18ZM21 238H22V236H21ZM26 238V237H25ZM40 238V237H39ZM52 238V239H53ZM56 238H54L55 239V241H56ZM57 238V239H58ZM77 238V237H76ZM75 238V239H76ZM86 238V239H87ZM99 238V237H98ZM1 239V238H0ZM4 239V238H3ZM8 239H6V240H8ZM12 239H11V241H10V243L12 244V245H14V244H16V243H12ZM24 239V238H23ZM35 239H38V237L36 238L35 237ZM34 239V240H35ZM45 239H46V237H45ZM46 239V240H47ZM86 239H83L82 240V243H84L85 242V240ZM89 239H92V236H90L89 237ZM89 239H87V240H89ZM94 239H92V240H94ZM5 240V241H6ZM15 240H17L16 238H15ZM31 240V239H30ZM29 240V241H30ZM41 240V239H40ZM39 240V241H40ZM68 240V239H67ZM86 240V241H87ZM91 240V241H92ZM99 240V239H98ZM133 240H135V239H133ZM4 241V240H3ZM9 241H6L7 242V245H8V243H9ZM23 241V240H22ZM22 241H20L21 242V245H23L22 244ZM42 241V240H41ZM52 241V240H51ZM84 241V242H83ZM103 241H104V243H105V239H103ZM137 241H138V238H137ZM2 242V241H1ZM6 242H4V245L6 246ZM13 242H15L14 240H13ZM18 242V241H17ZM28 242V241H27ZM42 242H44V244H43V247H46V248H43V249H48V247H50L49 246V244L47 243V245H48V247L47 246H45V241L43 240ZM53 242H54V240L52 241V243L50 242V244L52 245V251H49V256H51V257H55L54 258V260H55V262L57 263V261L59 262V260L61 259V255H59L60 253H57V256H56V250L58 249V246H56V250L55 249H53ZM56 242H60L59 240L58 241H56ZM62 242V241H61ZM69 242H71V241H69ZM74 242H75V240H74ZM78 242V241H77ZM88 242H90V241H88ZM93 242V241H92ZM96 242H97V240H96ZM100 242L102 243V245L104 244L102 241H101V239H100V241L98 242L99 244H100ZM9 243V244H10ZM33 243V242H32ZM40 243V244H39ZM38 244L39 245H36V246H39L40 247V245H41V242H39ZM64 243V242H63ZM73 243V242H72ZM97 243V244H98ZM107 243V242H106ZM35 244V243H34ZM59 244H61L62 245V243H59ZM66 244V243H65ZM78 244H79V242H78ZM85 245L87 244L86 242L84 243ZM84 244H83V246H84ZM98 244V245H99ZM12 245H10L11 247H12ZM18 245V244H17ZM17 245H16V248H17ZM19 245H20V243H19ZM20 245V246H21ZM25 245H27V244H25ZM54 245H57L56 243L54 244ZM75 245H77V244H75ZM74 245V246H75ZM81 246V248H82V244H80ZM89 246H90V244H88ZM87 245V246H88ZM93 245V244H92ZM106 245V244H105ZM104 245V246H105ZM10 246H8V247H10ZM32 246V245H31ZM42 246V245H41ZM67 246H68V244H67ZM69 246H70V243H69ZM68 246V247H69ZM101 246V245H100ZM98 247L99 248V250H101L100 248L101 247ZM109 245L107 244V247H108ZM23 247V246H22ZM27 247V246H26ZM29 247V246H28ZM60 247H62V246H59V248ZM68 247H66V248H68ZM77 247V246H76ZM86 247V246H85ZM107 247H105V248H107ZM110 247V246H109ZM3 248L4 247H1V249H2V251H4L3 250ZM6 248V247H5ZM15 248V247H14ZM19 249H20V247H18ZM37 248V247H36ZM41 248V247H40ZM63 248H64V245H63ZM66 248H64V249H66ZM78 248V247H77ZM90 249H91V247H89ZM94 248H95V246H94ZM13 249V248H12ZM23 249V248H22ZM39 248H37V250H38ZM42 249V248H41ZM41 249H40V251H41ZM61 249V248H60ZM69 249V248H68ZM70 249H71V247H70ZM76 249V248H75ZM80 249V248H79ZM83 249V248H82ZM87 248H85V251H87V250H90V249H87ZM97 249V248H96ZM6 250H8L7 248H6ZM17 250V249H16ZM25 250V249H24ZM29 250V249H28ZM50 250H51V248H50ZM55 250V251H54ZM59 250V249H58ZM57 250V251H58ZM62 250V249H61ZM60 250V251H61ZM98 250V251H99ZM15 250H12V252H14ZM19 251V250H18ZM46 251V250H45ZM67 251V250H66ZM68 251H70V250H68ZM82 251V250H81ZM84 251V250H83ZM85 251H84V255L85 254H87V256H88V253L89 252H87V253H85ZM96 251V250H95ZM119 252H120V250H118ZM0 252H1V250H0ZM8 252H10V251H8ZM7 252V253H8ZM12 252L10 253L11 255H12ZM27 252V251H26ZM39 252V251H38ZM72 252V251H71ZM80 252V251H79ZM61 253H63V250H62V252ZM76 253H77V251H76ZM81 253V252H80ZM95 253V252H94ZM28 254V253H27ZM26 254V255H27ZM41 254V253H40ZM64 254H66L65 252H64ZM68 254H69V252H68ZM72 254V253H71ZM7 254H5V256H6ZM14 255L15 254H13V258H14ZM45 255V254H44ZM59 255V256H58ZM96 255V254H95ZM97 255L99 256V253H97ZM96 255V256H97ZM102 255L103 254H101V257H102ZM105 255H106V253H105ZM108 255V254H107ZM106 255V256H107ZM4 256V257H5ZM18 256V255H17ZM48 256V255H47ZM65 256V255H64ZM66 256H67V254H66ZM76 256V255H75ZM87 256H86V258H87ZM91 256V255H90ZM90 256H88V257H90ZM96 256H94V254L92 253V257H96ZM2 257V256H1ZM6 257H8V256H6ZM20 257H24V255H22V256H20ZM28 257H29V255H28ZM42 257V256H41ZM57 257H59V260H57L56 261V259H57ZM62 257H63V254H62ZM68 258L69 257H71V256H67ZM83 257V256H82ZM81 257V258H82ZM92 257L90 258L91 260H90V262H91V264H93L92 263V261H94V260H92ZM12 258V257H11ZM12 258V259H13ZM16 258V259H15ZM15 258L13 259V260H17V257L15 256ZM19 258V257H18ZM47 257L45 256V259H46ZM64 258V257H63ZM61 259L60 261H64V259ZM75 258V257H74ZM73 258V259H74ZM103 258V257H102ZM4 259H6V258H4ZM8 259H10L9 257H8ZM25 259H26V256H25ZM25 259H24V261H23V263L24 264H26L27 262L29 263V261H27L26 263H25ZM50 259V258H49ZM82 259H84V257L82 258ZM1 260H3V259H1ZM0 260V261H1ZM37 260V259H36ZM43 260V259H42ZM68 260V261H67ZM75 260V259H74ZM81 260V259H80ZM87 260V259H86ZM98 260H100V259H98ZM104 260H106V259H104L103 258V260H102V262H104ZM110 259L108 258V261H109ZM4 261V260H3ZM8 261V260H7ZM50 261H53V259L52 260H50ZM65 261H67V262H71V264H73V260L72 259H66L65 258ZM85 261V260H84ZM82 261V264H84V263H86V264H90V262H89V259H88V261ZM96 261H97V257H96ZM107 261V260H106ZM111 261V260H110ZM10 262H12L11 260H10ZM15 263H18V260L17 261H14ZM14 262H12V263H14ZM20 263H21V261H19ZM45 262V261H44ZM43 262V263H44ZM54 262V263H55ZM66 262V263H67ZM69 262V263H70ZM76 262V261H75ZM88 262V263H87ZM101 262V261H100ZM100 262H98L97 261V263H100ZM1 263V262H0ZM20 263H18V264H20ZM60 263V262H59ZM81 263V262H80ZM96 263V262H95ZM94 263V264H95ZM96 263V264H97ZM105 263V262H104ZM111 263V262H110ZM45 264H47V263H45ZM49 264V263H48ZM58 264V263H57ZM74 264H76V263H74ZM78 264H79V262H78ZM106 264V263H105ZM108 264V263H107Z\"/></svg>",
	"mask_w": 264,
	"mask_h": 264
}]
</instances>
